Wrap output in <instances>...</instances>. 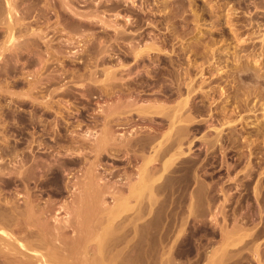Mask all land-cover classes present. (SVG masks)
Returning a JSON list of instances; mask_svg holds the SVG:
<instances>
[{
	"label": "rangeland",
	"instance_id": "374dc122",
	"mask_svg": "<svg viewBox=\"0 0 264 264\" xmlns=\"http://www.w3.org/2000/svg\"><path fill=\"white\" fill-rule=\"evenodd\" d=\"M15 0H13V2H14ZM38 0H16L13 4L16 6V4L19 6H16L15 8L17 9H15L16 11H12V20H14V27H13V29H12V36H13V39L14 38H17V39H15L16 41H14V44L12 45V43H13V40H12V43L11 42H9V44H11L10 45V47H9V44L8 43H5V42H7V41H3L4 39H6L7 40V38H8V35H9V33H10V30H5V26H6V23H3V22H9V21H6V19H8L7 17H6V19H4L5 17L4 16H6V14H7V7H5V5L3 6L5 9L3 10V7H2V5H3V2H4V0H0V3H2L0 6V8H1V12H0V16L2 15V13L3 14H5L4 12H6V14L3 16H1L2 18H0V21L2 22V20H3V22H2V24L0 23V43H1V45L0 46H2V47H0V93H1V95L2 96H4V97H1L0 96V101L2 102H0V144L2 145L5 141H7L6 139H8V138H10V140H9V143H11V144H13V143H15L14 141L16 140L17 142L18 141H22V140H26L27 142H28V140H29V138H32L33 136L32 135H35V134H37L38 136H39V134H40V132H41V130H43L42 128H44V126H45V128L46 129H49V128H51V130L53 131V130H55L54 132L55 133H52V131L50 130V135L51 136H53L56 140H57V142L55 141V139L53 138V137H51V136H46V135H43V138H45V141L47 142V143H51V142H53L54 144H57V145H54L53 143H51L52 145H54V147H53V150L56 152V155L55 156H53V159L54 158H57V159H60L61 157H63V156H67L66 158H62L61 160L62 161H64V162H62L61 160L59 161V160H57L56 159V164H57V166L59 167V168H61V170H62V172L65 174V176L67 177V178H69L70 177V175H72L71 177L72 178H70V179H76V178H74V176L76 175V176H78V175H80L81 173H82V171L83 170H80V169H83V162L81 163V161L80 162H74V163H72L73 161H72V159L71 158H68L70 155H72L73 154V152H74V149H76L77 147V144H78V148L75 150V152L77 151V150H80V148H81V150L83 151L82 153L80 152V154H79V152L77 153H74V155L75 154H77L76 155V157L74 156V155H72V156H70V157H75V158H77V157H79V156H82L84 153H87V151H88V155H87V157H88V159H90L91 157V159L93 160L94 159V153H93V151H92V153H91V151H90V146L91 145H93V144H95V142L93 141H91L92 139V137H94L93 135H92V133H94L95 131V133L94 134H96L97 132H98V123L96 124V122H97V120L98 119H100L99 118V116H101L102 118H103V112H101L100 110H102L103 109V107H106L105 105L107 104H109V103H111V100H113V98L115 99L116 98V96L115 97H113L114 95H115V93H114V95H113V91L114 92H116V95H119V94H122V95H124V92H125V94H127V93H130L131 91L133 92H131L130 94H127L128 96H126V95H124L125 97H127V98H129V96H130V98H133L135 95L134 94H136L135 93V90L137 89V87H138V89L136 90L137 91V93L140 91V93H142L141 95H139V93H138V99H139V102H145V101H147V99L148 100H150V98H151V100L152 99H154L155 97L153 96V95H155V96H161V97H156V98H159V99H162V100H164V95H162V93H159L158 94V92H160V90H159V88L158 89H154L155 87L157 88V87H160V89H161V85H159V84H157V83H161L160 81H158L156 84L157 85H159V86H157L156 84H155V81H153V78L155 79V75H153L154 73H155V70H156V68H157V70L158 69H160L161 68V66L159 65L160 63H161V65H163L162 67L163 68H165V69H168L169 68V66L167 65V61L169 62V61H173L174 63V66H175V68L176 67H178L179 68V70L181 71L182 70V72H184L185 71V68H191L192 69V71H196V74H195V76L196 77H194L195 78V80H197V82H199L198 80L201 78V77H209V78H214V77H217V76H219V77H221L218 81H221V87H222V85L224 86V82H226L227 81V86L230 84V82H231V85L233 84L232 83V81H230L231 80V77H230V73L232 72V70L234 69L235 70V67L237 68V66H235V65H237V63L238 62H242V64H246V65H255L254 67H256V68H258L259 70H258V73L260 74V76H261V78H262V81L264 82V55H262V54H264V42H263V40H264V1L263 0H175V5H174V3H173V0H136V1H144V2H141V6H139L140 5V2H138V4H137V2L136 1H132V0H129L130 1V3L128 2V0H126V1H124V0H114V1H112V0H105L106 2V4L107 3H109L110 4V1H112L111 2V4H113L114 5V7L112 6V5H109V4H107V6H109V7H106V4H105V6H104V0H102V3H101V1L99 0H97L98 1V3L100 2V4H98L97 3V1L96 2H94L93 0L91 1V0H86V1H81V0H78V1H81L80 2V7L78 6V1L77 0H74L73 1V3H72V7L74 8V6L75 7H77L75 10L73 9V11H72V9L70 8L69 10L67 9V8H69V7H66V9H67V12H66V10L65 9H63V11H62V13H61V15L63 14L65 17L63 18L61 15H59V13H60V11L62 10V7L59 5V3H60V1L59 0H55V2H54V0H50V1H48V0H45V1H47V2H45V1H41V0H39V1H41V2H37ZM58 1H59V3H58ZM92 2L91 3V6H90V2ZM116 1V2H115ZM146 1V2H145ZM178 1H179V3L181 2V5L178 3ZM255 1V2H254ZM16 2H18V3H16ZM23 2V3H22ZM74 2H76L77 3V5H74ZM83 2V3H82ZM89 2V3H88ZM94 2V3H93ZM122 2V3H121ZM126 2H128V3H125ZM166 2H168L167 4H166ZM173 4H172V3ZM182 2H184V3H182ZM32 3V4H31ZM43 3V4H42ZM45 3H47V4H50V3H54V4H56L55 6H54V4H53V6H54V8H53V6H52V4H50V6L49 7H47L48 5L47 4H45ZM75 3V4H76ZM86 3H88L87 4V6H90V8L91 9H89V8H87L86 6H84V5H82V4H85L86 5ZM95 3H97V5H95ZM119 5H118V4ZM121 3V4H120ZM132 3L133 4H135L136 6H134V8H136L137 10H134V9H132V7H133V5H132ZM142 3H143V5H142ZM165 3V4H164ZM176 3H178V4H176ZM191 3H193V4H191ZM260 3V4H259ZM41 4V5H40ZM93 4V5H92ZM102 4V5H101ZM116 4V5H115ZM125 4V5H124ZM130 4V5H129ZM184 4V5H183ZM191 4V5H190ZM14 5H13V7H14ZM45 5H47V6H45ZM98 5H100L101 6V11L100 12H98L100 9L98 8V7H100V6H98ZM122 5V6H121ZM145 5V6H144ZM168 5V6H167ZM172 5V6H171ZM183 5V6H182ZM190 5V6H189ZM41 6V7H40ZM43 6H45L46 8H45V10L47 9V8H49V10L47 9L46 10V12H44L45 10H44V7ZM56 6L58 7V6H60V7H58L59 8V11H58V9L56 8ZM96 6H97V8H96ZM118 6H120L121 7V9H120V7L118 8ZM125 6V7H124ZM130 6H132V7H130ZM144 6V7H143ZM174 6V7H173ZM175 6H176V8H177V10H176V8H175ZM181 6V7H180ZM86 7V8H85ZM93 7H94V9H93ZM107 8V11L106 12H103V11H105L106 10V8ZM130 7V8H129ZM174 9H173V8ZM41 8H43V9H41ZM78 8H80L81 10L83 9L84 11L87 9L88 11L89 10H91L90 12H88V14H87V10L84 12L83 11V13L81 12V10H78L77 11V9ZM105 8V9H104ZM113 10H112V9ZM116 9V11H115V9ZM124 8H125V10H124ZM126 8H128V10L129 9H131L130 11H127V9ZM165 8V9H164ZM172 8V9H171ZM50 9H52V10H50ZM55 9H57V11L55 10ZM97 9H99V10H97ZM104 9V10H103ZM109 9V10H108ZM118 9H120V11L118 10ZM141 9H142V12H141ZM172 10V12L171 11H169V10ZM3 10V11H2ZM6 10V11H5ZM42 10V11H41ZM44 10V11H43ZM92 10H94L95 11V13H97V14H99V16L101 17L102 16V19H103V21H101V20H99L100 19V17L99 16H97L96 14L95 15H93V14H90V13H94V11L92 12ZM103 10V11H102ZM118 10V11H117ZM64 11H65V13H64ZM70 11V12H69ZM74 11L75 12H77L76 14L74 13ZM81 12L82 14H78V12ZM108 11H110L109 13H108ZM134 13H133V12ZM135 11H137V12H135ZM42 12H44V14H46L47 16H44V14H41ZM49 12H51V14L53 15V13H54V15L52 16V15H50V13ZM71 12H73L72 14L73 15H75V16H78V17H75V16H72V14H71ZM79 12V13H80ZM115 12V13H114ZM117 12V13H116ZM120 12V13H119ZM121 12H124V13H121ZM129 12V13H128ZM132 12V13H131ZM138 12H140V13H138ZM23 13H25V14H23ZM55 13H56V15H58V16H55ZM58 13V14H57ZM67 13V14H66ZM70 13V14H69ZM100 13L102 14V15H100ZM119 13V14H118ZM128 15H127V14ZM16 14H17V19L15 18V16H16ZM27 14V16H25ZM40 14V15H39ZM48 14H49V17H48ZM84 14H87L88 16H86L85 18H86V21L88 20V18H91L92 16V20H95V18L96 17H99V19L98 18H96V23H98V24H95V21L92 23L91 21H89V20H91V19H89L88 21H87V23L89 22V24L91 23L92 24V26H90L89 24V26L90 27H87V23H84L85 24V26L87 27V28H85V30H83L82 29V27H84V25L82 26V27H78V25H77V22L79 21V20H81L82 19V21L83 22H85V18L83 17V15ZM123 14V15H122ZM126 16H129V17H126ZM133 14V15H132ZM141 14H142V16H141ZM20 15L22 16L21 18H20ZM38 15H39V17H38ZM43 15V16H42ZM69 15H70V17H69ZM91 15V17H89ZM120 15V16H119ZM123 17H122V16ZM137 15H140V16H137ZM25 16V18H24V20H22V18ZM37 16V17H36ZM79 16H81V17H83V18H80ZM96 16V17H95ZM105 17V19L107 18V17H109V18H107L108 19V22H107V24L108 23H111V21H114V20H117L119 23H118V25L120 24V25H122V22H123V25H124V23L126 24L127 23V21H132V23L134 24H132V23H130V22H128V24L130 23V25H128V24H126L125 26H120L119 28H121V30L118 28V26H117V23L114 25V23L115 22H117V21H115V22H113V23H111V26L112 27H109L110 26V24H109V26L108 25H106L105 26V24H103L102 25V27H99V24L101 25L104 21H105V19H104V17ZM133 16V17H132ZM136 16V17H135ZM217 16H218V18H217ZM35 17H36V19H35ZM41 17V18H40ZM42 17H43V24L45 23V22H47V24L45 25L44 24V26H43V24L42 25H39V24H37V23H42L41 22V20H42ZM45 17H47L48 18V20L46 21V20H44V19H46ZM54 18V20H53V18ZM59 17V18H58ZM62 17V18H61ZM72 17V18H71ZM88 17V18H87ZM121 17H122V19H121ZM139 17H141V19L143 20H140L139 19ZM144 17H147V19L146 18H144ZM37 18H39V19H37ZM55 18H57V19H60L59 20V22H60V26H61V29H60V26H59V22H56V20H55ZM66 18V20L63 22V20ZM69 18H70V22H69ZM73 18H74V20H73ZM94 18V19H93ZM125 18V19H124ZM129 18L130 19H134L135 21L134 22H136V23H134L133 22V20H129ZM68 19V20H67ZM77 20V22H76V20ZM98 19V20H97ZM107 19H106V21H107ZM111 19H114V20H111ZM139 19V20H138ZM217 19H219V22H218V20ZM229 19V20H228ZM20 20V21H19ZM31 20H39L38 22L37 21H33L32 23H31ZM51 20H52V22H53V26L51 25ZM75 23L74 25H75V29H73V31H74V33H76L75 35H72V34H74V33H72L71 34V32H72V29H71V27H74V25L73 24H71V22L72 21ZM127 20V21H126ZM137 20V21H136ZM228 20V21H227ZM19 22V24H18V22ZM21 21H23L24 22V24H22L21 23ZM28 21H30V23L28 22ZM45 21V22H44ZM58 21V20H57ZM67 21H68V23H67ZM97 21H100V22H97ZM106 21H105V23H106ZM110 21V22H109ZM125 21V22H124ZM148 21H151V24H150V22H148ZM153 21V22H152ZM25 22L27 23V25L25 24ZM56 22V23H55ZM137 22H139V25L137 26ZM143 22V23H142ZM16 23V24H15ZM35 23V24H34ZM50 23V24H49ZM58 23V24H57ZM4 24V25H3ZM20 24H22V25H20ZM28 24H29V28L27 29V31L29 32V30L32 32L33 30V28H35V29H37V30H39V29H42V30H39V31H41L40 33L42 34V35H44L45 34V30H46V35H44L43 37H45V38H40V36H42V35H40V33H39V31L37 32V36L36 35H33V32L31 33L30 32V34L32 35V36H35V37H32L31 38V35H29V34H25V33H28L25 29L28 27ZM31 24H32V26L34 25V27L32 28L31 27ZM55 24H56V27H57V29L55 28ZM64 24V25H63ZM66 24V25H65ZM95 24V25H94ZM113 24V25H112ZM133 26H132V25ZM136 24V25H135ZM141 24V25H140ZM143 24V25H142ZM146 24V25H145ZM148 24V25H147ZM1 25H3L2 27H4V28H2L1 27ZM16 25V26H15ZM37 25H38V27H37ZM48 25V26H47ZM69 25H71L70 27H69ZM94 25V26H93ZM25 26H26V28H25ZM43 26V27H42ZM51 27V28H55L56 29V31L58 30H60V31H62L63 32V30H64V32H66V34L65 35H61V33L62 32H58L57 31V33L55 32V29H49L48 27ZM58 26H59V29H58ZM65 26H67L66 28L68 29V27L70 28L69 29V31L70 32H68L67 31V29L65 28ZM116 27V28H118L117 30H115V28L114 27ZM129 26H131V27H134L133 29L134 30H132V28L130 27L129 28ZM140 26H142L141 28H142V30L143 29H145V30H143V32H142V30H141V28H140ZM144 26V27H143ZM147 26V27H146ZM7 27V26H6ZM40 27V28H39ZM63 27V28H62ZM76 27H78L79 28V31H81L82 33H80L79 31H78V28H76ZM96 27V29H95V31L93 30V32H92V30L90 31V32H92V33H88V31L90 30V29H94V28ZM106 27V28H105ZM124 27V28H123ZM129 28V30L131 31V33L128 31V28ZM137 27H139V28H137ZM16 28V29H15ZM25 28V29H24ZM32 28V29H31ZM46 28V29H45ZM65 28V29H64ZM90 28V29H89ZM99 28V29H98ZM105 28V29H104ZM111 28H114V29H111ZM126 28V29H125ZM136 28H137V30H136ZM34 29V31H36ZM45 29V30H44ZM88 31H87V30ZM100 29H101V32H102V34H101V32L99 33L98 31H100ZM106 29H109V30H106ZM111 29V30H110ZM126 31H125V30ZM139 29V30H138ZM16 30V31H15ZM48 30H49V32H48ZM96 30H98V31H96ZM103 30V31H102ZM123 30H124V33H127V34H129L128 36H127V34L125 35L124 33H123ZM135 30L138 32V31H140V32H138L137 34H135V36L133 35L134 34V32H135ZM43 31V32H42ZM53 31V32H52ZM86 33H85V32ZM106 31H108V32H106ZM115 31V32H114ZM116 31H118L117 33H119L118 35H116L117 33H116ZM147 31H152V33H150L151 34V36H153V34L155 35V37H157L158 36V38L160 39V41L161 42H159V40H157L154 36V39H155V45H157V47H158V44L162 47V48H164V50H162V48L160 47H158L159 48V50L160 51H158V50H153V52H152V50L149 52L150 53V55L149 54H146L145 56V59L144 60H146V61H144V60H142V61H140V63L138 64L137 63V61L134 59V57H131L132 55H130L128 52L130 51L129 49H131L130 47H133V46H130V45H132L133 43H130V41H132V40H134V41H132V42H136V41H138L137 43H135V44H133V45H135V47H137V46H139V47H143V46H145L146 44H149L150 43V40L152 41V39H153V37H151V39L149 38V36H150V34L147 32ZM7 32V33H6ZM55 32V33H54ZM77 32H79L80 33V35H79V33H77ZM94 32H96L97 33V35L96 34H94ZM109 32H111V33H109ZM113 32V33H112ZM122 32V33H121ZM142 32V33H141ZM144 32L146 33V34H144ZM250 32H251V34H250ZM254 32V33H253ZM36 33V32H35ZM34 33V34H35ZM44 33V34H43ZM60 33V34H59ZM108 33V34H107ZM136 33V32H135ZM139 33H141V35H142V37L140 36V34ZM147 33L149 34L148 36H146L147 35ZM197 33V34H196ZM237 33V34H236ZM248 33H249V35H248ZM62 34H64V33H62ZM68 34V35H67ZM69 34H70V37H69ZM86 34V35H85ZM93 34H94V36H93ZM114 36L113 38H112V36ZM115 34V35H114ZM120 34H122L123 35V38L121 39V35ZM131 34L133 35L132 37L133 38H131ZM144 34V35H143ZM160 34V35H159ZM261 34H263V35H261ZM25 35L27 36H30L29 38H30V40H28V39H26L25 38ZM40 35V36H39ZM67 35V36H66ZM72 35V36H71ZM77 35V36H76ZM84 35V36H83ZM87 35H89V36H87ZM91 35L94 37V38H91ZM107 35H110L111 37L109 38ZM137 35V36H136ZM139 35V36H138ZM161 35H165L166 37V40H167V42H168V45L166 44V40H165V38L162 36V39L163 40H161ZM64 36H66V38L68 39V40H70L71 42H72V39L74 38V37H76L75 39H76V41H75V39H73L74 41V43L72 42H70V41H68L67 40V42H70L69 43V45H67L68 43H66L65 44V40H66V38H63ZM81 38H80V37ZM89 38H87V37ZM101 36V37H100ZM102 36H103V38L106 36L107 37V39L109 40V44H108V41H106L105 40V42H104V40H103V38H102ZM117 36V37H116ZM119 36V37H118ZM121 36V37H120ZM125 36H127L126 38H125ZM130 36V37H129ZM160 36V37H159ZM169 36V37H168ZM263 36V37H262ZM77 37H79V38H77ZM84 37H86V38H84ZM98 37H100V40L101 41H103L104 43H101V41L99 40V38ZM134 37H138V39L136 40V38L134 39ZM141 39H140V38ZM146 37V39H145V43H143V40H144V38ZM147 37H148V39H147ZM249 37V38H248ZM82 38H84V41H83V39ZM95 38H97L96 40H93V39H95ZM111 38H112V40H111ZM118 38V39H117ZM119 38L121 39L120 41H122V42H120L119 41ZM129 38V39H128ZM246 38H247V40H246ZM252 38V39H251ZM48 39V40H47ZM49 39H50V41H49ZM60 39V40H59ZM80 39V41H78ZM81 39H82V41H81ZM86 39V40H85ZM90 39H92V40H90ZM104 39H106V38H104ZM115 39H117L118 41H119V44H118V41L117 40H115ZM129 40V42H128V40ZM150 39V40H149ZM171 39V40H170ZM209 39H211L210 41H209ZM243 41H242V40ZM245 39V40H244ZM22 40H24V41H22ZM26 40H28L29 42H31V43H29L28 41L25 43V41ZM34 40V41H33ZM35 40L39 43V45H38V43H35ZM44 40L46 41L47 40V42L44 44ZM63 40V41H62ZM99 41V44L100 45H98V41ZM115 40V41H114ZM123 40H127V41H123ZM140 40V41H139ZM147 40V41H146ZM149 40V41H148ZM158 42H157V41ZM170 40V41H169ZM210 42V44H209V42ZM3 41V42H2ZM62 41V42H61ZM88 41V42H87ZM162 41H164V43H162ZM206 41H207V47H206V49L205 50H208V52L206 53V55L207 56H202L201 54L199 55V54H197L196 52L197 51H199V50H201V49H203L204 50V48H205V43H206ZM241 41V42H240ZM21 42H23V43H25L26 45H23ZM34 42V43H33ZM48 42H51L52 43V46H51V44L50 43H48ZM60 42V45L58 44ZM63 42H64V44L69 48V51H67L68 49H67V47H65V45L63 44ZM77 42V43H76ZM79 42V43H78ZM91 42V44H90V46L88 45L89 43ZM97 42V43H96ZM114 42V43H113ZM143 44H142V43ZM212 42V43H211ZM2 43H4V44H2ZM40 43H41V46H40ZM44 45H43V44ZM96 43V44H95ZM111 43H113V45H110ZM6 44V45H5ZM8 44V45H7ZM19 44H21V45H23L24 47H25V49H24V47H22V46H20ZM27 44H28V46H27ZM32 46H31V45ZM50 44V45H49ZM53 44H55V46L53 45ZM57 44H58V46L61 48H59L58 46H57ZM64 45V46H62V45ZM96 45L97 46V49H100V50H97L95 47L96 46H94V45ZM101 44H102V46H103V44H104V46H106V47H104V50H103V48H102V46H101ZM125 44L127 45L126 46V49H125ZM129 44V45H128ZM136 44H137V46H136ZM138 44H140V45H138ZM162 44V45H161ZM164 44V45H163ZM16 45H19L21 48H19L18 47V49H16L17 47H16ZM45 45H49L50 47H52L51 49H50V47L48 48V49H44V48H46V47H44ZM92 45H93V47H92ZM108 45V46H107ZM109 45L111 46V47H109ZM116 45V46H115ZM142 45V46H141ZM167 45V46H166ZM204 45V46H203ZM7 48V49H4L3 51V53H2V49L3 48H5V47ZM8 46V47H7ZM12 46V47H11ZM27 46V47H26ZM29 46H31L30 48L31 49H33V50H29L30 51V53H28V47ZM71 48H70V47ZM100 48H99V47ZM118 46L120 47L119 49H118ZM41 47H42V49H41ZM62 47H64V50H63V54H61L62 52ZM92 48V53L90 52L91 51V48ZM114 47L117 49H114ZM27 48V49H26ZM55 48H56V50H55ZM58 48V49H57ZM90 49V51H89V49ZM95 50H94V49ZM106 48V49H105ZM107 48H108V50H107ZM112 48V49H111ZM125 49V50H123V49ZM201 48V49H200ZM15 49L16 50H18V51H20L21 53H17V51H16V53H14V52H12V51H15ZM20 49H22V51L20 50ZM43 49H44V51H43ZM66 49V50H65ZM102 49V50H101ZM112 51H111V50ZM123 50V51H121V50ZM198 49V50H197ZM256 49V50H255ZM46 50H48V52L46 51ZM50 50H52V51H50ZM57 51L58 50V52H56V54H59L58 56H60V57H63V55L65 54V56H64V58H60V57H57V55L55 56H52V57H50L51 55H53L51 52H53V51ZM74 51V52H72V51ZM107 50V51H106ZM115 50V51H114ZM126 50L128 51V52H126ZM171 52H170V51ZM173 50V51H172ZM195 50V51H194ZM60 51V52H59ZM71 51V52H70ZM95 51V52H94ZM97 51V52H96ZM101 53H100V52ZM102 51H105L104 53L106 54H104ZM126 52L124 55H125V57H124V55H123V52ZM40 52H44V54L43 53H41L40 54ZM45 52H46V56H49L48 54L49 53H51L50 54V56L49 57H47V60H45L46 59V56H45ZM65 52H68V56H66L67 54L65 53ZM94 52V53H93ZM107 52V53H106ZM112 52V53H111ZM119 52V53H118ZM156 52V53H155ZM181 53L180 54V56L178 55V53ZM38 53H39V55H40V57H39V55H38ZM69 53H73L72 54V56H69ZM97 53H98V56H96L97 55ZM122 53V54H121ZM128 53V55H130L129 57H127L128 55H126ZM157 53H159V54H157ZM92 54V55H91ZM94 54H96V55H94ZM105 56H107V57H105ZM109 54V55H108ZM111 54V55H110ZM195 54V55H194ZM197 54V55H196ZM25 55V56H24ZM71 55V54H70ZM100 55V56H99ZM148 55V56H147ZM151 55H153V56H151ZM93 56H95L96 57V63H98L97 65H99V66H97L98 68H95L96 67V63L94 64V59L93 58H91V57H93ZM104 56V60H105V62L104 61H102L103 59H102V57ZM150 56H151V59L152 60H148L149 58H150ZM173 56V57H172ZM176 56H178V58L176 57ZM239 56V57H238ZM45 57V58H44ZM57 57V58H56ZM65 57L69 60H67V59H65ZM153 57V58H152ZM170 57H172V58H170ZM204 57V58H203ZM207 58V60H206V58ZM40 58H43L42 60H44V61H46L47 62V64H44L45 66H47V67H45L43 64H41V62H43V63H45L44 61H41L40 62ZM100 58H101V60H100ZM122 58V59H121ZM129 58V59H128ZM130 58H131V60H130ZM160 58V59H159ZM164 60H163V59ZM59 59V60H58ZM63 59V60H62ZM121 59V60H120ZM155 59V60H154ZM159 59V60H158ZM171 59V60H170ZM182 59V60H181ZM240 59V60H239ZM29 60V61H28ZM38 60H39V62H38ZM65 60H67V61H65ZM117 60H119V61H117ZM122 60H125L124 62H126V63H122ZM128 60V61H127ZM135 60V61H134ZM178 61V64L176 63L177 61ZM239 60V61H238ZM257 60V61H256ZM31 61V62H30ZM65 61V62H64ZM89 61H91V62H89ZM92 61H94L93 63H92ZM98 61V62H97ZM107 61H109L108 63H107ZM130 61V62H129ZM132 61H133V63H132ZM147 61H148V63L149 62H151V65L152 66H150V63H149V65H147ZM162 61V62H161ZM165 63H164V62ZM65 63V64H62V63ZM72 64H71V63ZM84 62H86V63H84ZM88 62V63H87ZM122 63V64H126V65H128L127 63H131L130 64V66H131V68H134L135 70V74H131V73H133V72H131L133 69H130V67H129V69H128V67L126 68V67H124V68H126L125 69V71H123L124 70V68L122 67L121 69L120 68H118V67H120V65L118 64V63ZM143 62V63H142ZM154 62V64H152ZM181 63V65H180V63ZM245 62V63H244ZM27 63H31L30 65L29 64H27ZM40 65H39V64ZM89 63H92V65L90 64V65H88ZM116 63V64H115ZM141 63H142V65L144 64V63H146V64H144L143 66L141 65ZM159 63V64H158ZM252 63V64H251ZM13 64H15L16 66L14 67V65ZM87 64V65H86ZM95 66H94V65ZM103 64H104V66L107 68V67H109V65H110V69L109 70H111L112 69V67H114V69H115V66L117 67V65H119L117 68V70L116 71H114V74L115 75H113L112 74V77L113 78H111V79H114V80H112L113 82H111L110 80V82L112 83L111 85L113 86V88H112V86H111V89H110V86L107 88V86L108 85H110V84H108V83H105L106 82V79H105V77L107 78L108 76H105L106 75V70H104L101 66H103ZM136 64H138V66L136 65ZM170 64V63H169ZM173 64H172V67H174L173 66ZM200 64V65H199ZM203 64H204V67H203V71H202V73H201V69H198V68H200V66L202 65L203 66ZM258 64V65H257ZM11 65H13V67L11 66ZM39 67H38V66ZM41 65L42 66H44V69H42L41 68ZM62 67H64L63 69H64V72H61V69L62 68H60V66ZM68 65V66H67ZM74 65H75V67H74ZM83 65H84V67L86 68V69H88V68H90V69H88V70H90V72L91 73H93L92 75H93V79H89V77L91 76V74H90V72L88 71V70H85V68H83ZM101 65V66H100ZM111 65H114V66H112L111 67ZM142 66V68H146L147 66H148V70L147 69H142L141 68V66ZM156 65H158V67L156 66ZM25 66V67H24ZM28 66V67H27ZM36 66V67H35ZM73 68L74 67V69H77L76 71H74V69H69V68H71V67ZM79 66V67H78ZM88 66V67H87ZM89 66H93L94 68H92L93 70H91V67H89ZM160 66V67H159ZM167 66V67H166ZM189 66V67H188ZM197 66H199V67H197ZM202 66H201V68H202ZM7 67H8V69H7ZM67 67H69V68H67ZM101 67V68H100ZM136 67V68H135ZM141 69V71H140V69ZM149 67H151V69H152V67L154 68V72H153V70H151ZM234 67V68H233ZM9 68H12V69H9ZM14 68H16L14 71H13V69ZM38 68V71H36V69ZM40 68V69H39ZM49 70H48V69ZM60 69V72L63 74V77H62V74L59 72V69ZM65 68H66V70H65ZM78 68H80V69H78ZM9 70V72L7 71V70ZM58 69V70H57ZM95 69V70H94ZM102 69V70H101ZM120 69V71L119 72H121V73H118L117 71ZM131 70V71H128V70ZM150 69V70H149ZM198 69V70H197ZM11 70H12V72H11ZM39 70H42V71H39ZM47 70V71H46ZM67 70H68V72H67ZM71 70H73V71H71ZM84 70V71H83ZM101 71V73L99 72V71ZM147 70V71H146ZM157 70H156V72H157ZM217 70H218V72H217ZM233 70V71H234ZM38 72L39 74H37L36 72ZM63 71V70H62ZM65 71L67 72V73H69L70 71V74H69V76H68V74L67 73H65ZM86 71H88V74H87V72ZM102 71H104L105 72V75H104V73H103V75H102ZM127 71V72H126ZM137 71H139V72H137ZM147 72V73H149L148 71H151L150 73H151V75L153 76V78L151 79L150 78V75H148L146 72V74L149 76H147L146 74H144L145 75V77L143 76V72ZM251 73H252V71L251 70H249ZM36 74H35V73ZM58 72V73H57ZM73 72H76L75 74H73ZM80 73L79 74V76H78V73ZM82 72V73H81ZM94 72H97V75L94 73ZM99 72V73H98ZM115 72H117V73H115ZM122 72H126V73H122ZM130 72V73H129ZM167 72V71H166ZM165 72V73H166ZM40 73H42V74H40ZM50 73H51V75H50ZM84 73H86V74H84ZM128 73V74H127ZM138 73H142L141 75H139ZM149 73V74H150ZM199 73V74H198ZM250 73V74H251ZM47 74V75H46ZM74 76H73V75ZM116 74L118 75L117 76V78L118 79H116L115 77H116ZM120 74V75H119ZM121 74H123L122 76H121ZM137 74H138V76H137ZM194 74V73H193ZM229 74V76L227 77V79H225V77H226V75H228ZM35 75V76H34ZM39 76V80H37V83L36 82H34V81H36V79H38V76ZM41 75V76H40ZM49 75V76H48ZM57 75V76H56ZM61 75V76H60ZM64 75L66 76V77H68V78H65L64 80L62 79V78H64ZM71 75V76H70ZM87 75H88V77H87ZM90 75V76H89ZM124 75H126V77L124 76ZM135 75V76H134ZM200 75V76H199ZM205 75V76H204ZM214 75V76H213ZM37 76V77H36ZM45 76H46V78H45ZM58 76H60V79H56V78H58ZM95 76H96V79H98V80H100V78H101V80L100 81H102L103 79H105L104 81H103V83L102 82H100V81H96L94 78H95ZM105 76V77H104ZM120 76L122 77V78H120ZM137 76V77H136ZM141 76H143L142 78H138V77H141ZM147 76V77H146ZM165 76L168 78L169 76H167L166 74H165ZM192 76H194V75H192ZM40 77H41V79H42V81H41V79H40ZM50 77H52V78H54V79H49ZM62 77V78H61ZM111 77V76H110ZM133 77V79H131ZM33 78V79H32ZM143 78L144 79H146L147 78V80H143ZM148 78H150L149 80L150 81H148ZM170 78V77H169ZM13 79V80H12ZM47 79H49V80H53V81H50L53 85H50V86H48L49 85V80L47 81ZM55 79L57 80V81H55ZM62 79V80H61ZM108 79H110V78H108ZM107 79V80H108ZM121 79V80H120ZM125 81H124V80ZM130 80V81H128V80ZM139 79L141 80L140 81V83H136L135 84V82L138 80L139 81ZM225 79V80H224ZM229 79V80H228ZM13 82H12V81ZM208 80L209 79H207V82H208ZM10 81V82H9ZM40 81H41V83H43V84H40ZM58 81H60L59 83H58ZM114 81H116V83H114ZM122 82L121 83V85H125L126 83H132V86L134 85V86H136L135 88H134V86L132 87V86H130V88H131V90L128 88V89H126L127 88V86H125L124 88H123V86L121 87V89H123V91L122 90H120L119 91V89H120V86H118L119 87V89L118 90H116L118 87L117 86H115V84H119L120 85V82ZM126 81H128V82H126ZM135 81V82H134ZM137 81V82H138ZM146 81H148V82H146ZM246 81L247 82H249L248 81V79H246ZM4 82H6V83H12L11 85H9V86H6L7 84L6 83H4ZM15 82V83H14ZM47 82H48V85H47ZM53 82H56L57 84H54ZM143 82V83H142ZM144 82H145V84H144ZM150 82H152L151 84H154L153 86H150ZM14 83V84H13ZM30 85H29V84ZM32 83V84H31ZM39 83V84H38ZM50 83V84H51ZM125 83V84H124ZM142 83V85L144 84L145 86H142L141 85V88H140V84ZM147 83V84H146ZM251 82H249L248 84L249 85H251V86H253V84L251 83ZM4 84V85H3ZM60 84V85H59ZM62 84H63V87H67L69 90V92H66L67 91V88L65 89V88H63L62 87ZM102 84H104L103 85V88H101V87H99V85H102ZM108 84V85H107ZM262 84V86L264 85L263 83H261ZM28 85V86H27ZM43 85H44V87H43ZM47 85V87H45ZM150 87H149V86ZM226 85V84H225ZM6 86V88L9 90V92H7L8 90L7 89H3L4 87ZM12 86V87H11ZM30 86V87H29ZM38 86V87H37ZM40 86H42L41 88H40ZM55 86V87H54ZM57 86H58V88H60L61 87V90L63 91V90H65V91H61L63 94H61V92H59L58 91V88H57ZM104 86H106V88L108 89H105V87ZM117 87V88H115V87ZM227 86H226V88H227ZM3 87V88H2ZM9 87V88H8ZM50 88V90L51 89H53V90H55V92L53 93V91L51 90L50 92H48L49 94L50 93H52L53 95H49L50 96V98L48 99L47 97H49L47 94L48 93H45V95L43 96V95H41V94H37V93H40L39 91H42V92H46V90H48L49 91V89H47V88ZM54 87V88H53ZM145 87V88H144ZM148 87V88H147ZM153 87V88H152ZM264 87V86H263ZM28 88H30L29 90L30 91H27L28 90ZM37 88H39L38 90H37ZM45 88H46V90H45ZM57 90H56V89ZM63 88V89H62ZM140 88V89H139ZM205 88V87H204ZM224 88V90L226 91V93L228 94V92H229V90L227 89H225V86L223 87ZM2 89H3V91H2ZM41 89V90H40ZM89 89V90H88ZM102 89H103V91H102ZM110 89V90H109ZM132 89H134V90H132ZM146 89H147V91L148 92H146ZM154 89V90H153ZM248 89V88H247ZM112 90V91H111ZM116 90V91H115ZM129 91V92H127V91ZM139 90V91H138ZM145 90V91H144ZM152 91L153 93H155V94H153L152 92V95H151V93H150V91ZM157 90H159L158 92H157ZM6 91V92H5ZM13 91H14V93H13ZM24 91V93H28L29 92V96H25L22 92ZM98 91H100L99 93H98ZM107 93H106V92ZM111 91V92H110ZM119 91V92H118ZM144 91V92H143ZM155 91V92H154ZM163 90H161V92H162ZM12 92V93H11ZM18 92V93H17ZM21 92V93H20ZM41 92V93H42ZM57 92L59 93V94H57ZM67 93V94H64V93ZM102 92L104 93L103 95H102ZM127 92V93H126ZM10 93V94H9ZM15 93H16V95H15ZM20 93V94H19ZM70 93V94H69ZM101 93V94H100ZM112 93V95H110ZM119 93V94H118ZM148 93H150V94H148ZM254 91L253 92H251L250 93V95H248V97H250V98H248L249 99V101L251 102H249V105L247 106V108H246V110H244V111H239V112H231V110H232V108H234L235 106V102L233 103L231 100L233 99L230 95H229V97H225L226 96V94L224 93L223 95H221V96H216L217 98H216V100L217 101H224V100H226V101H224V102H226L227 104L225 105V113H228V115L230 114V113H232V118L231 119H233V121L234 122H232V120H231V122H229L228 124H226L227 122H224V123H222L223 122V120H225L224 118L222 119V114H224V112L221 114V112L218 110V109H214V104H213V106L211 105V109L213 108V115L212 116H217V119L219 120V118H221L219 121L215 118V117H211L208 113H210V111L209 112H207L206 113V109L205 108H207V107H205L204 109L205 110H203V112L202 111H200V112H195V118H203L202 116H203V114L205 113L206 115L208 114V116L209 117H211V119L208 117V116H206L205 114H204V117L206 118L207 117V119H208V121L210 120L212 123H209L208 121L205 123V128L204 127H202V130L200 129V130H198V129H194L195 130V132H194V130H193V132L191 131V134H192V136H191V138L193 139H190L192 142H190L189 144H186V143H184L183 145H182V147H183V152H185V153H182V154H180L179 156H178V158L173 162V164L170 166V168L171 169H168V170H170L169 172H168V170H167V172L165 171L164 173H162V174H160L159 172H161V171H156L155 173H151V174H156L157 172H158V175L161 177L160 179L161 180H159V177L158 178H156V179H158L157 181L156 180H152V178H154L155 176L157 177L158 175L156 174L154 177L153 176H151V178L149 177L150 175H148V177L151 179L150 181H149V178L148 177H146L147 179H145V180H148V183H151L152 184V182L151 181H156L157 182V189H155L156 188V182H155V188H154V190H156L155 192H153L152 190H153V187H154V182H153V184L152 185H150L149 187H150V189H151V191H150V189L148 188V187H146L144 190L145 191H147V194L144 192V190H143V192L146 194V196H145V194H143V192H142V194L144 195H140V196H138V197H143V199H142V197L141 198H135V196H133V198H132V196L131 195H133V194H129L128 192H130V190L129 189H127V188H130V185H128V184H130L131 183V185H133L134 184V182L133 181H135V183L137 182V180H138V176H139V171L137 170V166L141 163V158L140 157H137L138 155H136V151H134L135 150V148L133 149L132 148V152L130 151V153H132L133 155H131L128 151H127V153H129V155L126 153V156H125V154H123L124 152H126V149L127 150H131V148H128V146H125V147H127V148H125V147H116L117 145H114V144H110V145H107L106 147H111V148H109L111 151H109V149L108 148H106V150H108V152H110V155H111V153L112 154H116V155H119V157L118 156H114V155H112V156H110V155H108V152L107 151H105V149L103 150V152H101V153H103V154H101L100 155V158L101 159H99L98 160V166L96 167V170L99 172V175H100V172H101V174L103 175V176H105V177H103L102 175V177H101V179H104V181H106L107 180V182H109L110 181V183L111 182H114V180H115V182H114V185H116V186H114V193H115V195H114V193H112L113 192V188H111V187H113L111 184H109V185H111V190H112V192H107V193H104V197H105V206L104 207H106V208H110L111 207V209H112V206H113V204H115L114 206H113V208H115V206H117L118 205V207L120 208V204L122 203H120L119 201H121V198H122V201L125 199L126 200V198H125V195H126V197H127V195H130V201H129V207H127V210L126 209H124V210H122V212L123 213H121V215H122V217L123 216H125L126 217V219L124 220V223L125 224H123V225H127L126 226V228L125 229H128V232H127V234H129V235H127L126 234V239H130V237H132V238H135V239H133L131 242H133V241H135L134 242V245H133V243L131 244V252L133 253V255L134 254H136V258L132 255V253L130 252V249L128 250V256H131V257H133V258H131V260L129 259V258H127L126 260H125V256H124V259L122 258V261H121V263L122 264H125L126 262H128V261H133V263L134 264H142L141 263V261L143 262V264H160L159 262H158V260L157 259H159L158 258V256L160 255V253H161V251H165V253H164V264H220V261L221 262H224V261H222V260H224L225 259V261L226 262H228V264L229 263H232V264H264V204L262 203V207L260 206L261 205V203H260V201H262V202H264L263 200H264V171H261V170H264V92H262V94H261V96H259V95H257V91H256V93H254ZM4 94V95H3ZM6 94V95H5ZM13 94V95H12ZM21 94H23V96H24V99H23V96L21 95ZM32 94V95H31ZM42 94H44V93H42ZM68 94H69V96H68ZM86 94V95H85ZM106 94V95H105ZM110 95V97H108L107 95ZM147 94L149 95V96H147ZM156 94H158V95H156ZM252 94V95H251ZM259 94V93H258ZM7 95H9V96H7ZM10 95L12 96V98H13V96H14V100H12V102L10 101V103H8V104H10V105H8L6 102L7 101H9L10 100ZM22 97H21V96ZM37 95H40L42 98H44L43 100H50L51 101V104H52V102L53 101H56L55 100V98L57 99V101L55 102V104H54V102H53V105L52 106H54V107H51V108H41V109H38V108H40L41 106H43L44 107V105H42V104H33L32 102H35V101H37V102H40V101H43V100H39L38 98L40 97H38ZM47 95V96H46ZM56 95V96H55ZM65 95V96H64ZM98 95H100L98 98H97V96ZM133 95V96H132ZM152 97H154V98H152ZM32 96V98L30 99V97ZM35 96H37L36 97V99H35ZM108 97V98H104V97ZM146 96V97H145ZM263 96V97H262ZM5 97H7V98H5ZM21 99V100H23V102L19 99V98ZM40 97V99H42ZM61 98V100L64 98L65 100H62V101H64V102H61L62 104H60L59 102L61 101V100H59L60 98ZM88 97H90V98H88ZM96 97V98H95ZM113 97V98H112ZM145 97V99L143 100L142 98H144ZM147 97H150V98H147ZM163 97V98H162ZM261 97V98H260ZM2 98V99H1ZM51 98H53V100L51 99ZM67 98V99H66ZM222 98V99H221ZM259 98H260V100H259ZM5 99V100H4ZM6 99H7V101H6ZM9 99V100H8ZM19 99V101L17 102V101H15V100H18ZM111 99V100H110ZM143 100V101H140V100ZM25 100V101H24ZM28 100H30L29 102H28ZM31 100H32V102H31ZM34 100V101H33ZM110 102H109V101ZM3 101H5V102H3ZM15 101V102H14ZM65 101H66V106H63V104L65 103ZM106 101V104H104L103 105V107L101 108V106H102V102H105ZM14 102V103H13ZM20 102V103H19ZM22 102V103H21ZM24 102L26 103V104H24ZM31 102V103H30ZM99 102V103H98ZM148 102V101H147ZM232 102V103H231ZM3 103H4V105H3ZM18 103V104H17ZM29 103H30V106H29ZM56 103H57V105L59 106V104H60V108L59 109H61V111H59V109L57 108V105H56ZM69 104V106H68V104ZM86 103H88L87 105H91L89 108H87V106H86ZM98 103V104H97ZM101 103V104H100ZM25 105V106H23V105ZM96 104V105H95ZM7 105V106H6ZM16 107H15V106ZM32 105H34V106H32ZM41 105V106H40ZM56 105V106H55ZM65 105V104H64ZM84 105H85V107H84ZM99 105H101V106H99ZM208 105V104H207ZM253 107H252V106ZM3 106V107H2ZM9 106V107H8ZM13 106V107H12ZM36 106V107H35ZM39 106V107H38ZM61 106H63V107H61ZM10 107H12V108H10ZM66 108V110H65V108ZM84 107V108H83ZM92 107V108H91ZM99 107V108H98ZM250 109H249V108ZM7 108V109H6ZM35 109V111L37 112H40L39 114H37L36 112H33L34 111V109ZM52 108H55V109H52ZM62 108H64V110L62 109ZM80 108V109H79ZM101 108V109H100ZM43 109V110H42ZM50 109H52V110H50ZM89 109V110H88ZM97 109V110H96ZM99 109V110H98ZM27 110V111H26ZM40 110H42L43 111V113H44V115H45V113H46V115L45 116H43V113H41V111ZM57 110H58V113H57ZM96 110V111H95ZM217 111V112H215V111ZM250 110V111H249ZM4 111V112H3ZM14 111V112H13ZM25 111V112H24ZM47 111H52V112H48L49 113V115L47 114ZM101 112L100 114L98 113V112ZM236 111H238V109L236 108ZM17 114H16V113ZM31 113V112H33V113H36V114H34L33 115V113H31V115L29 116L28 114L29 113ZM60 112H62V113H60ZM63 112H65V113H67L68 114V116H67V114H66V116H65V114L63 113ZM212 112V111H211ZM220 112V113H219ZM14 113V114H13ZM23 113L25 114V115H23ZM28 113V114H27ZM55 113H56V115H55ZM194 113V112H193ZM197 113V114H196ZM199 113H203V114H199ZM215 113H217V114H215ZM239 113V115H237ZM9 114V115H8ZM22 114V115H21ZM42 114V115H41ZM52 114V115H51ZM55 115V117L54 118H52L51 116H54ZM59 114V115H58ZM83 116H82V115ZM234 114H235V116H234ZM3 115V117H1ZM5 115V116H4ZM28 115V116H27ZM33 115V116H32ZM40 115V120L41 121H39L38 119H37V117L36 116H39ZM48 115V116H47ZM57 115H58V117H57ZM64 115V116H63ZM99 115V116H98ZM196 115H197V117H196ZM198 115H199V117H198ZM243 115V116H242ZM11 118H10V117ZM21 116H23L24 117V119H23V117L21 118ZM31 116H32V118H33V120H32V118H31ZM42 116H43V119L45 120H43L42 119ZM47 116V117H46ZM59 116H62V118L60 117L59 118ZM91 116V117H90ZM95 116V117H94ZM98 116V117H97ZM120 116V115H119ZM124 116V117H123ZM123 116H121V117H123V119L121 118V117H118V116H114L115 117V119H117L118 121H119V123H117V121L115 122V119H114V117H111V115L109 116V121L111 122V124L110 125H114L113 127H115L114 129H113V127L112 126H110L111 128H112V131H114V130H116V127H118L117 129L120 131H122L123 130V132H121V133H125L126 135H128L129 134V136H131V132H129L130 130L131 131H133V129H130V128H134L136 125L134 124V122H130V121H127L126 120V117L128 118V116H129V114L128 115H123ZM220 116V117H219ZM237 116V117H236ZM6 117V118H5ZM10 119H9V118ZM16 117H17V120H16ZM27 117H29V119L27 118ZM46 117V118H45ZM48 117H49V119H51V122H50V120L48 119ZM51 117V118H50ZM66 117V118H65ZM69 117V119H68V121L66 120L67 118ZM96 117L98 118L97 120H96ZM112 119H111V118ZM118 117V118H117ZM235 117V118H234ZM15 120H14V119ZM20 118V119H19ZM28 120H27V119ZM31 118V119H30ZM60 120H59V119ZM64 118V119H63ZM102 118H101V120H102ZM120 118V119H119ZM125 118V119H124ZM131 118V117H130ZM130 118H128L129 120H131ZM237 118V119H236ZM240 118V119H239ZM5 119V120H4ZM22 119V120H21ZM46 119H48V120H46ZM53 119H55V120H53ZM94 119V121L96 120V122H94L93 123V120ZM213 119H214V121H213ZM236 119V120H235ZM4 120V121H3ZM7 120V122L8 123H5V124H7V125H4V123L3 122H5ZM13 122H12V121ZM23 120H24V123H26V124H24L23 123ZM53 120V121H52ZM67 121V124L68 123H75V125L76 124H78V126H76V128H75V125H73V124H69L70 126H67V124H65V125H63V121ZM79 120H80V122H79ZM103 120H104V118H103ZM102 120V121H103ZM114 120V121H113ZM125 122H124V121ZM133 120V119H132ZM131 120V121H132ZM155 120H159L160 121V118L158 117V118H155ZM217 120V121H216ZM21 121H22V123L23 124H21ZM27 121V122H26ZM30 121V122H29ZM31 121H33V122H31ZM37 121H39V122H42V123H39L38 122V124H35V122L37 123ZM56 121H57V123H60V121H62L61 123V125L63 126V127H60L61 125L60 124H57L56 123ZM100 120H98V122H99ZM113 121V122H112ZM122 123H121V122ZM156 121V122H157ZM158 121V122H159ZM222 121V122H221ZM48 122L49 123H51V124H48ZM55 122V123H54ZM79 122V123H78ZM86 122H88V123H86ZM116 124H119V125H116ZM126 122H130V123H126ZM10 123H11V125H10ZM33 124V126L35 127H33L32 126V124ZM45 123L47 124V125H49L48 126V128L46 127V125H45ZM56 124V125H54V124ZM66 123V122H65ZM91 125H90V124ZM114 123V124H113ZM121 123V124H120ZM124 123H126V124H124ZM134 124V126H132L133 124ZM9 124V125H8ZM28 124V125H27ZM42 124H44V126L41 128L40 126ZM94 124V126H96L95 128H93V125ZM96 124V125H95ZM99 124H100V129H101V124H103V122H99ZM123 124V125H122ZM130 124V125H129ZM209 124V125H208ZM225 124V125H224ZM16 125V126H15ZM26 126V127H24V126ZM30 125V126H29ZM59 125V126H58ZM116 125V126H115ZM127 125H129V127L130 128H128V126ZM214 125V127H215V125H217L218 127H215L216 129H214V127H212ZM6 126V127H5ZM8 126V127H7ZM14 126V127H13ZM19 126V127H18ZM28 126V127H27ZM38 126L40 127V129L41 130H39V128H38ZM51 126H53V127H51ZM67 126V129L65 128ZM71 126H72V130H73V126H74V128H75V130L77 129V127H79L81 130H79V128L76 130L77 132H78V136L80 135V134H82L81 132H86V131H90V135L89 136H91V137H86V140H85V142L83 143L82 141L83 140H81V137H78V136H76V137H78L79 138V140L78 141H76V139H75V141H73L74 139V137H75V135H77L76 133H74L73 135L71 134V133H73V132H71L69 129L71 128ZM90 126V127H89ZM122 126L124 127V129L122 128ZM128 128V130L129 131H127V128ZM132 126V127H131ZM209 126V127H208ZM211 126V127H210ZM221 126V127H220ZM224 126V127H223ZM261 126V127H260ZM23 127V128H22ZM30 127H31V129L33 130H35L36 131V133H35V131L33 130V132H31V129H30ZM55 127V128H54ZM60 127V128H59ZM86 127H89L88 129L86 128ZM122 129H121V128ZM165 127V126H164ZM6 128H9V129H6ZM13 128H15V130H16V133H15V131H12V129ZM16 128H18V129H16ZM30 129V131H29V129ZM38 129V131H37V129ZM65 128V129H64ZM69 128V129H68ZM85 128V129H84ZM126 128V129H125ZM218 128H220L222 131H221V136H222V142H221V144H218V145H215V147H213V146H211L212 148H208V150H205V148H203L204 147V145L201 143V141L202 140H204L205 138H207L206 136H208L209 135V138H210V135H213V134H215V132H216V130L218 129ZM223 128V129H222ZM234 128V129H233ZM263 128V129H262ZM5 129H6V131H5ZM21 129H25L24 131H28V132H30L29 134H30V136L31 137H28L27 139H26V137L25 136H27L28 135V132L26 133V132H24L23 130H21ZM26 129H28V130H26ZM57 129V130H56ZM62 129H63V131H62ZM83 129H84V131H83ZM87 129V130H86ZM95 129V130H94ZM97 129V130H96ZM99 129V130H100ZM10 130L13 132H11V133H9L10 132ZM66 132H65V131ZM69 130V131H68ZM75 130H73V131H75ZM86 130V131H85ZM92 130V131H91ZM94 130V131H93ZM118 130H116L115 132H117V133H115L116 135H118V134H120V132L118 131ZM124 130H126L127 132H129V133H126V132H124ZM208 130V131H207ZM258 130V131H257ZM263 130V131H262ZM6 132V133H3V132ZM23 133H22V132ZM56 131H60L59 132V134H58V132H56ZM62 131V132H61ZM69 133H68V132ZM75 131V132H76ZM79 131H80V134H79ZM199 131V132H198ZM203 131V132H202ZM232 131V132H231ZM38 132V133H37ZM64 132H65V134H64ZM71 132V133H70ZM100 132V131H99ZM119 132V133H118ZM198 132V133H197ZM210 132H212V134H210ZM223 132V133H222ZM21 133H22V135H21ZM25 133V134H24ZM31 133H33L32 135H31ZM35 133V134H34ZM61 133V134H60ZM64 135H66V136H63V134ZM207 133H208V135H207ZM232 133H233V135L234 136H236L235 134H237L238 136H240L241 134V136H240V140L242 141L241 143H242V145H241V143L239 144V145H237V144H235L234 145V143H232V142H230L231 140H229V137L231 138V137H234L233 135H232ZM239 133V134H238ZM6 134H8V135H6ZM13 134V135H12ZM25 136H24V135ZM71 136H70V135ZM98 134V133H97ZM96 134V135H97ZM194 134V135H193ZM205 134H206V136H205ZM254 134H256V135H254ZM260 136H259V135ZM5 135V136H4ZM10 135V136H9ZM37 135H35L34 136V138L33 139H40V137H38ZM60 135H61V137H60ZM196 135V136H195ZM201 135V136H200ZM203 135V136H202ZM228 135H229V137H228ZM263 135V136H262ZM13 136V137H12ZM44 136H46V137H44ZM57 136H59V137H57ZM74 136V137H73ZM81 136V135H80ZM204 136H205V138H204ZM224 136V137H223ZM225 136H226V138H225ZM237 136V137H238ZM256 136V137H255ZM262 136V137H261ZM4 137V138H3ZM8 137V138H7ZM24 137V138H23ZM53 138L54 139V141H53V139H51V138ZM63 137H64V139H63ZM66 137V138H65ZM73 139H71V138ZM196 137V138H195ZM199 137H203V139L202 138H200L199 139ZM212 137V136H211ZM228 137V138H227ZM260 137V138H259ZM3 138V139H2ZM49 138V139H48ZM58 138V139H57ZM87 138H89V139H87ZM239 138V137H238ZM242 138H243V140H242ZM14 139V140H13ZM48 139V140H47ZM62 139V140H61ZM69 139V140H68ZM70 139L73 141H71L73 144H74V142H75V148L73 147V144L71 143V142H69L70 141ZM245 139V140H244ZM248 141H247V140ZM24 140V143H26V141ZM59 140V141H58ZM65 140V141H64ZM3 141V142H2ZM12 141H13V143H12ZM65 142V144L64 145H66V146H64V145H62V143H64ZM66 141H68V142H66ZM92 142V143H87V142ZM246 141V142H245ZM61 142V143H60ZM78 142V143H77ZM230 142V143H229ZM251 142V143H250ZM58 143H60V144H58ZM66 143H71L70 145H71V147L69 146V144H66ZM77 143V144H76ZM79 143H83L82 145L81 144H79ZM86 143V144H85ZM192 143V144H191ZM226 143H229L230 144V146H228L229 144H226ZM232 143V144H231ZM244 143H245V145H244ZM255 143V144H254ZM247 144V145H246ZM253 144V145H252ZM80 145V146H79ZM86 145H90V146H88V149H86ZM113 145V146H112ZM187 145H189L188 147H187ZM203 145V146H202ZM221 145V146H220ZM227 145V146H226ZM249 145H250V147H249ZM57 146H64V147H57ZM85 147V148H83V147ZM220 146V147H219ZM239 146V147H238ZM55 147H57V148H55ZM65 147H67V148H65ZM113 147V148H112ZM132 147V146H131ZM189 147L191 148V149H189ZM225 149H224V148ZM229 147V148H228ZM59 148V149H58ZM60 148H65V149H62V150H60ZM68 148H70V149H73V150H71L70 151V149L68 150ZM93 147L91 146V149H92ZM122 148L123 149H125V150H122ZM214 148V149H213ZM222 148H223V150H222ZM231 148V149H230ZM112 149H113V151H112ZM115 149V150H114ZM116 149H120L119 151L118 150H116ZM222 150V152H221V150ZM226 149H228V150H226ZM80 150V151H81ZM146 150H148V149H146ZM251 152H250V151ZM260 150V151H259ZM53 151V153H55ZM71 153L72 151V153L70 154L69 152ZM105 151V152H104ZM115 151H118L119 153H116ZM124 151V152H123ZM215 151V152H214ZM61 154H59V153ZM66 153V152H68V155H67V153L66 154H64L63 155V153ZM107 152V154H105ZM115 152V153H114ZM121 152V153H120ZM134 152H135V155H134ZM147 152V151H146ZM207 152V153H206ZM250 152V153H249ZM89 153L92 155L93 154V156H89ZM210 153V154H209ZM244 153V154H243ZM123 154V155H122ZM240 156H239V155ZM108 155V156H107ZM124 156L125 158L127 157L131 162L132 161H136L138 158H139V160H137L136 162H129V160H128V162L130 163V165H128V162H127V158L125 159L124 157H122V156ZM205 155V156H204ZM244 155V156H243ZM101 156H103V157H101ZM121 156V157H120ZM132 156V157H131ZM135 156V157H134ZM242 156V157H241ZM90 157V158H89ZM106 157V158H105ZM184 157V158H183ZM239 157V158H238ZM165 158H166V156H165ZM164 158V159H165ZM181 158H183V159H181ZM191 158V159H190ZM195 158V159H194ZM198 158V159H197ZM67 159V160H66ZM103 159V160H102ZM163 159V160H164ZM186 159H187V161H186ZM188 159H189V161H188ZM192 159H193V161H192ZM259 159H262V160H259ZM68 160H70V161H68ZM101 160H102V162H101ZM105 160V161H104ZM180 160V161H179ZM197 160V161H196ZM65 161H66V163H65ZM89 161V160H88ZM138 161H139V163H138ZM183 161V162H182ZM259 163H258V162ZM60 162V163H59ZM101 162V163H100ZM63 163V164H62ZM78 163L80 164V166L78 165ZM104 163V164H103ZM138 163V164H137ZM160 162H156V164L158 165ZM229 163V164H228ZM258 163V164H257ZM263 163V164H262ZM61 164H62V166H61ZM66 164V165H65ZM72 165V169H69V168H71V165ZM82 164V165H81ZM86 164H87V162H86ZM102 164V165H101ZM106 164V165H105ZM133 164L135 165L136 164V166H133ZM180 165V167L179 166H177V165ZM189 164V165H188ZM253 164V165H252ZM67 167H69L68 169L71 171H73V170H75L74 171V173L72 172H69V170L68 169H66V168H64L65 166ZM70 165V166H69ZM73 165H74V167H73ZM75 165H77V166H79V167H77L76 168V166ZM101 165V166H100ZM109 165V166H108ZM230 165V166H229ZM262 165V167L261 168H259L260 166ZM108 166V167H107ZM128 166V167H127ZM159 166V165H158ZM183 166H185L184 168H183ZM196 166V167H195ZM103 167V169H101ZM107 167V168H106ZM131 167H132V169H131ZM174 167V168H173ZM183 169H182V168ZM187 167V168H186ZM229 169H228V168ZM253 167H254V169H255V171L253 170ZM63 168L65 169L64 171H68V172H64L63 171ZM100 168V169H99ZM104 168H105V170H104ZM109 168V169H108ZM127 168H130V169H128L129 170V175H126V172L128 171H125ZM173 168V169H172ZM176 168H179L180 170L179 171H176V172H174V170L176 169ZM190 168H192V169H190ZM258 168V169H257ZM77 169H78V171H77ZM187 169H189V170H187ZM257 169V170H256ZM81 171V173H79L80 171ZM171 170H173V171H171ZM252 170V171H251ZM110 171V173L112 174H110V173H108ZM118 173H117V172ZM125 171V173H122V172H124ZM131 171V172H130ZM183 171V172H182ZM185 171H187V172H185ZM251 171V172H250ZM253 171L255 172V173H253ZM76 172H78V173H76ZM116 172V173H115ZM185 172V173H184ZM190 172V173H189ZM262 172H263V174H262ZM67 173V174H66ZM68 173H70V174H68ZM76 173V174H75ZM104 173H105V175H104ZM179 173V174H178ZM73 174H75L74 176H73ZM78 174V175H77ZM115 174V175H114ZM128 174V173H127ZM163 174H168L167 175V179H165V180H163L164 179V177H165V175H163ZM181 174H183V176L181 175ZM247 174V175H246ZM249 174V175H248ZM259 174V175H258ZM260 174H262V175H260ZM68 175V176H67ZM161 175H163V177L161 176ZM243 175V176H242ZM252 175L254 176L253 178H252ZM127 176V177H126ZM179 176H180V178H179ZM247 176V177H246ZM189 177V178H188ZM251 177V178H250ZM166 178V177H165ZM182 178V179H181ZM237 178V179H236ZM242 178V179H241ZM128 179H130V180H128ZM155 179V178H154ZM190 179V180H189ZM196 179H198V180H196ZM246 179H247V181H246ZM167 180V181H166ZM178 180V181H177ZM183 180H185V182H183ZM200 180V181H199ZM232 180V181H231ZM245 180V181H244ZM249 180V181H248ZM252 182H251V181ZM262 180V181H261ZM104 181L102 180V182L104 183ZM127 181H128V183H127ZM162 183H161V182ZM181 181V182H180ZM244 181V182H243ZM256 181V182H255ZM106 182V183H107ZM130 182V183H129ZM188 182V183H187ZM190 182V183H189ZM116 183V184H115ZM125 183V184H124ZM127 183V184H126ZM159 183H160V186H159ZM164 183V184H163ZM166 183V184H165ZM185 183L187 184V185H185ZM197 183V184H196ZM200 183H201V185H200ZM239 183V184H238ZM241 183V184H240ZM259 183V185H257ZM260 183H261V185H260ZM108 184V183H107ZM162 184V185H161ZM214 185H216V186H214ZM221 185V186H220ZM223 185V186H222ZM258 187H260V188H258ZM263 185V186H262ZM117 186H119V187H117ZM123 186H125V187H123ZM127 186H129V187H127ZM151 186H153V187H151ZM163 186V187H162ZM201 186V187H200ZM205 186V187H204ZM218 186H220L221 188H222V190H221V188L219 187L218 188ZM237 186V187H236ZM243 186V187H242ZM258 188H256V187ZM117 187V188H116ZM161 187V188H160ZM226 187V188H225ZM229 187V188H228ZM233 187V188H232ZM249 187V188H248ZM251 187V188H250ZM256 188V190L254 191V189ZM119 188H122V189H119ZM123 188H124V190H123ZM126 188V189H125ZM159 188H160V190H159ZM180 188V189H179ZM185 188V189H184ZM195 188V191L193 190ZM200 188H202V189H200L201 191H203V193L205 194H203L201 191L199 192L200 193V195L202 194L203 195V197H202V195L200 196L199 194H197L198 193V191H199V189ZM207 190H206V189ZM231 188V189H230ZM116 189V190H115ZM117 189H119V191H121V192H119ZM146 189H148L149 190V193L151 194H149L148 195V190H146ZM163 189H164V191H163ZM184 189V190H183ZM190 189V190H189ZM205 189V190H204ZM213 189V190H212ZM216 189V190H215ZM218 189V190H217ZM226 189V190H225ZM228 189V190H227ZM236 189H238V190H236ZM128 190V191H127ZM176 190V191H175ZM182 190V191H181ZM188 190V191H187ZM196 190H197V192H196ZM242 190V191H241ZM246 190V191H245ZM248 190V191H247ZM250 190V191H249ZM253 190V191H252ZM258 190V191H257ZM117 193H116V192ZM158 191V192H157ZM160 191V192H159ZM219 191V192H218ZM257 191V192H256ZM259 191H260V193H259ZM162 192V193H161ZM192 193L191 195L189 194V193ZM207 192V193H206ZM218 192V193H217ZM221 192V193H220ZM226 192V193H225ZM229 192V193H228ZM247 192V193H246ZM252 192V193H251ZM112 193V194H111ZM152 193H154V194H152ZM183 193V194H182ZM187 193V194H186ZM211 193L213 194V195H211ZM244 193V194H243ZM255 193H257V194H255ZM260 194V196H259V194ZM262 193V194H261ZM65 195H69L70 194V192H68L67 194L66 193H64ZM121 194V195H120ZM155 194H158V195H156L157 197H158V200L156 201L155 199H156V196H155ZM181 194V195H180ZM214 194H217V195H214ZM220 196H219V195ZM225 194V195H224ZM255 194V195H254ZM54 195V194H53ZM52 195V196H53ZM63 196V195H61V196H57V195H54L55 196V199H56V197L59 199V198H61V200H56L57 202H61L62 201V199H65V198H69L68 196ZM114 195V196H113ZM124 195V196H123ZM148 195V196H147ZM154 195V196H153ZM184 195V196H183ZM210 195V196H209ZM224 195V196H223ZM229 195V196H228ZM245 195V196H244ZM249 195V196H248ZM44 196L46 197V195L44 194ZM150 196V197H149ZM152 196V197H151ZM182 197V201L184 202V203H181L182 201L180 200V198ZM190 196V197H189ZM197 198L198 200L199 199H201L202 200V203L200 204V205H202V206H200L198 203L199 202H201L200 200L199 201H196L195 199V204H196V202H197V208L196 207H194L195 205L193 204V206L190 208V206L192 205L191 204V202L192 201H194V200H192L193 198ZM204 196H206V197H204ZM244 196V197H243ZM254 196V197H253ZM44 197V198H45ZM148 197V198H147ZM164 197V198H163ZM177 197H178V199H177ZM202 197V198H201ZM211 197V198H210ZM229 197V198H228ZM232 197V198H231ZM247 197V198H246ZM262 197V198H261ZM52 198H54V197H52ZM116 198V199H115ZM150 198V199H149ZM155 198V199H154ZM166 198H167V200H166ZM175 199V201H174V199ZM186 198V199H185ZM192 200H190V199ZM204 198V199H203ZM209 198V199H208ZM241 198V199H240ZM254 198H256V199H254ZM261 198V199H260ZM117 199H119V200H117ZM134 199H140V201L138 200L137 202L138 203H136V200H133ZM154 199V200H153ZM164 199V200H163ZM188 199H189V202H190V206H189V203L187 202L188 201ZM214 199V200H213ZM219 199V200H218ZM258 199L260 200V201H258ZM116 200H117V202H116ZM124 200V201H125ZM150 200H153L152 201V203H150L151 201ZM163 200V201H162ZM173 200V201H172ZM181 202H180V201ZM185 200V201H184ZM187 200V201H186ZM206 200V201H205ZM209 200V201H208ZM212 200V201H211ZM223 200V201H222ZM255 200L257 201V202H255ZM55 201V204L57 203ZM156 201V202H155ZM165 201V202H164ZM168 201V202H167ZM178 201V202H177ZM205 201V202H204ZM114 202V203H113ZM163 202V203H162ZM174 202V203H173ZM177 202V203H176ZM231 202V203H230ZM253 202V203H252ZM176 203V204H175ZM180 203V204H179ZM219 203H220V207L218 208V206H219ZM241 203V204H240ZM179 204V205H178ZM204 204V205H203ZM214 204V205H213ZM240 204V205H239ZM106 205H108V206H106ZM112 205V206H111ZM182 205V206H181ZM186 205H187V207H189V208H187L186 207ZM207 205V206H206ZM56 206H58V203H57V205ZM121 206H123L122 208H124V202H123V205L121 204ZM133 206V207H132ZM161 208H159V207ZM164 206V207H163ZM211 206V207H210ZM215 206V207H214ZM249 208H248V207ZM108 208V209H109ZM192 208H193V210H192ZM196 208V209H195ZM235 208H237V209H235ZM116 209H118L117 207H116ZM121 209V208H120ZM219 209V210H218ZM220 209H222V210H220ZM256 209L258 210V212L256 211ZM119 210V209H118ZM191 210V211H190ZM235 210H237V211H235ZM263 210V211H262ZM137 211V212H136ZM261 211V212H260ZM142 212V213H141ZM161 212V213H160ZM235 212V213H234ZM260 212V213H259ZM137 214V216L140 214V215H142L141 216V218L138 216L137 218H136V215H134V214ZM164 213H165V215H164ZM234 213V214H233ZM253 213V214H252ZM259 213V214H258ZM60 215H58V216H63L64 215V212L62 211H60V213H59ZM62 214V215H61ZM124 214V215H123ZM242 214V215H241ZM251 214H252V216H251ZM134 215V218L135 219H140V220H135L134 218V220L133 221H131V223H128V218L130 217V216H133ZM234 215H238V217L239 216H241V217H237L238 218V220H237V218H236V216H234ZM244 215V216H243ZM248 215V216H247ZM65 216V215H64ZM71 216V215H70ZM73 216V215H72ZM247 216V217H246ZM261 216V217H260ZM118 217L119 218H121V216L119 215V216H117L116 218H115V220L117 219V220H119L118 219ZM151 219H153V220H151ZM236 218V219H235ZM249 218V219H248ZM262 218H263V221H262ZM159 219V220H158ZM241 219H242V221H241ZM244 219V220H243ZM117 220H116V222H117ZM161 220V221H160ZM218 220V221H217ZM247 220V221H246ZM249 220V221H248ZM261 220V221H260ZM147 223H146V222ZM133 222H135L134 224H133ZM145 222V223H144ZM149 222V223H148ZM240 222V223H239ZM247 224H246V223ZM249 222V223H248ZM260 222V223H259ZM106 223V222H105ZM162 223V224H161ZM242 223V224H241ZM257 223V224H256ZM143 224V225H142ZM256 224V225H255ZM261 224V225H260ZM132 225H133V227H132ZM227 225V226H226ZM141 226V227H140ZM183 226V227H182ZM252 227V228H251ZM258 228V229H256V228ZM130 228V229H129ZM143 228V229H142ZM163 228H165V229H163ZM183 228V229H182ZM118 229V228H117ZM162 229H163V231H162ZM123 230V229H122ZM122 230H121V232H120V229H119V235H121V233H122ZM129 230H131V231H129ZM169 230V231H168ZM179 230V231H178ZM229 230H231V231H229ZM260 230V231H259ZM263 230V231H262ZM162 231V232H161ZM166 231V232H165ZM177 231L179 232V234H176L177 233ZM226 231H227V233H226ZM259 233H258V232ZM165 232V233H164ZM228 232H229V235H228ZM250 232V233H249ZM252 232H253V234H252ZM135 234H137V235H135ZM142 234V235H141ZM240 234H242V235H244V236H240ZM252 234V235H251ZM258 234V235H257ZM116 235L118 236V234L117 233H115V237H116ZM133 235H134V237H133ZM139 235V236H138ZM159 235H161V236H159ZM179 235V238L177 239V236ZM237 235V236H236ZM258 236V238H257V236ZM111 236V235H110ZM110 236H108V238L107 237H105L106 239H112V236H114V235H112L111 237ZM128 236V237H127ZM168 236H170V237H168ZM224 236V237H223ZM228 236V237H227ZM231 236H233L232 238H231ZM236 238H235V237ZM253 236V237H252ZM139 237V238H138ZM164 237L166 238V239H164ZM230 237V238H229ZM237 237H238V240H236L237 239ZM244 237V238H243ZM104 238V239H105ZM162 238V239H161ZM174 238V239H173ZM177 239V242H176V239ZM222 238V239H221ZM226 240H225V239ZM229 238V239H228ZM241 238V239H240ZM140 239H141V241H140ZM161 239V240H160ZM233 239V241H237V244L234 242V243H231L232 241L231 240ZM235 239V240H234ZM256 239V240H255ZM139 241V245L137 246V243H136V241ZM166 240V241H165ZM179 240V241H178ZM241 240V241H240ZM227 241V242H226ZM252 241H253V244L251 245V243H252ZM259 241V242H258ZM141 242V243H140ZM224 242V243H223ZM239 242V243H238ZM92 243H94L95 244V242L94 241H91L90 242V245H89V248L91 249V248H93V244ZM136 243V244H135ZM164 243V245L165 246H163L162 247V244ZM166 243V244H165ZM176 243V244H175ZM228 244V245H226V244ZM254 243H256V244H254ZM145 244H147V249L149 250L148 251V254L146 255V253L145 254H141L140 256H139V254L142 252V253H144L143 252V250L141 249L143 246H146ZM160 244V245H159ZM234 244H236V245H234ZM135 245H136V247H135ZM140 245H142L141 247H140ZM157 245V246H156ZM174 245H177V246H174ZM230 245V246H229ZM256 245V246H255ZM258 245V246H257ZM119 246L120 245H117V247L119 248ZM158 246H160V247H158ZM180 246V247H179ZM217 246H219V247H217ZM116 247V249H118ZM135 247V248H134ZM152 247V248H151ZM169 247V248H168ZM256 247V248H255ZM258 247V248H257ZM162 248V250L160 251V249ZM179 248H180V251H179ZM216 248V249H215ZM89 249V251L91 252V250ZM155 249H157V250H155ZM176 249V250H175ZM213 249V250H212ZM218 249V251L216 252V250ZM240 249V250H239ZM257 249V250H256ZM92 250H94V248L92 249ZM133 250H135V251H133ZM139 250V251H138ZM151 250V251H150ZM178 250V251H177ZM222 250V251H221ZM255 251V253H253ZM257 251V252H256ZM258 251H259V253H258ZM140 252V253H139ZM214 252H215V255H214ZM131 253V254H130ZM138 254V255H137ZM220 255V256H219ZM224 256V257H221V256ZM138 256H139V258L140 257H142V258H140V260H139V258H138ZM221 257V258H223V259H219L218 260V258L219 257ZM254 256V257H253ZM256 256V257H255ZM258 257V258H257ZM217 258V260H215ZM256 258H257V261H256ZM133 259V260H132ZM136 259V260H135ZM138 259V260H137ZM166 259V260H165ZM238 259V260H237ZM261 259V260H260ZM260 260V261H259ZM124 261V262H123ZM126 261V262H125ZM159 261H160V259H159ZM215 261V262H214ZM218 261V262H217ZM242 261V262H241ZM217 262V263H216ZM260 262V263H259ZM133 263H126V264H133ZM225 263V262H224ZM224 263H222V264H224ZM226 264V263H225Z\"/></svg>",
	"mask_w": 264,
	"mask_h": 264
},
{
	"label": "bare ground",
	"instance_id": "6f19581e",
	"mask_svg": "<svg viewBox=\"0 0 264 264\" xmlns=\"http://www.w3.org/2000/svg\"><path fill=\"white\" fill-rule=\"evenodd\" d=\"M16 1V0H15ZM14 1V2H15ZM26 1V0H25ZM36 1V0H35ZM39 1V0H38ZM37 1V2H38ZM42 1V0H41ZM41 1H39V2H41ZM43 1H45V0H43ZM42 1V2H43ZM48 1H50V0H48ZM52 1V0H51ZM57 1V0H56ZM59 1H60V3H59ZM58 1V3H59V5L62 7V10L60 11V13H59V15H61V13H62V11H63V9H65L66 10V12H67V9L69 10L70 8L72 9V11H73V9L75 10L78 6L80 7L81 5H80V2L81 1H86V0H81V1H78V6L77 7H75L74 6V8L72 7L73 5H72V3H73V1L74 0H59ZM92 1V0H91ZM94 2H96L95 0H93ZM99 1V0H98ZM98 1H97V3H98ZM101 1V3H102V0H100ZM112 1H114V0H112ZM112 1H110V4L109 3H107V4H109V5H112L113 7H114V3L112 2ZM117 1V0H116ZM115 1V2H116ZM119 1V0H118ZM124 1H126V0H124ZM133 1V0H132ZM134 1H136V0H134ZM166 1V0H165ZM191 1V0H190ZM264 1V0H263ZM13 2V0H4V2H3V5H2V7L5 5V7H7L6 9H7V14H6V12H4L5 14H6V16H4L5 14H3L2 13V15L5 17L4 19H6V17L8 18V19H6V21H9L8 23L7 22H3V20H2V22L3 23H6V26H5V30L7 31V30H10V33H9V35H8V38H7V40L6 39H4L3 41L5 42V41H7V42H5V43H8L9 44V42H11L12 43V40H13V43H12V45L14 44V41H16L15 39H17V38H14L13 39V36H12V29H13V27H14V20H12L13 18H12V11L14 10V11H16L17 9V7L16 6H18L17 4H16V6L14 5L15 3ZM45 2H47V1H45ZM53 2V1H52ZM54 2H55V0H54ZM87 2V1H86ZM90 2V1H89ZM88 2V3H89ZM93 2V3H94ZM106 1L104 0V6H105V3ZM111 2L113 3V4H111ZM120 2V1H119ZM128 2L130 3V1L128 0ZM128 2H126V3H128ZM137 2V4H138V2H140V1H136ZM141 2H144V1H141ZM141 2H140V5L139 6H141ZM146 2V1H145ZM192 2V1H191ZM255 2V1H254ZM14 3V4H13ZM16 3H18V2H16ZM23 3V2H22ZM76 2H74V5H77V3L75 4ZM83 3V2H82ZM88 3H86V5L85 4H82V5H84V6H86L87 8H89V9H91L90 8V6H91V3L92 2H90V6H87V4ZM97 3H95V5H97ZM122 3V2H121ZM120 3V4H121ZM125 3V2H124ZM125 3V4H126ZM168 2H166V4H167ZM172 3V2H171ZM173 3H174V5H175V0H173ZM172 3V4H173ZM178 3H179V1H178ZM178 3H176V4H178ZM182 3H184V2H182ZM2 3H0V5H1ZM32 4V3H31ZM43 4V3H42ZM45 4H47V3H45ZM50 4H52V6H53V4L54 3H50ZM50 4H47V5H45V6H47V7H49L50 6ZM98 4H100V2L98 3ZM107 4H106V7H109V6H107ZM118 4V3H117ZM124 4V5H125ZM136 4V3H135ZM135 4H133L132 3V5H133V7L132 6H130V7H132V9H134V10H137L136 8H134V6H136ZM165 4V3H164ZM180 5H181V2L179 3ZM178 4V5H179ZM191 4H193V3H191ZM190 4V5H191ZM260 4V3H259ZM13 5H14V7H13ZM41 5V4H40ZM56 4H54V6H55ZM89 5V4H88ZM93 5V4H92ZM102 5V4H101ZM116 5V4H115ZM119 5V4H118ZM127 5V4H126ZM130 5V4H129ZM142 5H143V3H142ZM184 5V4H183ZM182 5V6H183ZM189 5V6H190ZM45 6H43L44 7V10H45ZM54 6H53V8H54ZM60 6H58V7H60ZM98 6H100V5H98ZM122 6V5H121ZM128 6V5H127ZM145 6V5H144ZM143 6V7H144ZM168 6V5H167ZM172 6V5H171ZM1 7V6H0ZM16 7V8H15ZM19 7V6H18ZM41 7V6H40ZM57 6H56V8L58 9V11H59V8H58ZM60 7V8H61ZM66 7H69V8H67L66 9ZM85 7V8H86ZM105 7V8H106ZM120 6H118V8H119ZM125 7V6H124ZM129 7V8H130ZM137 7V6H136ZM174 7V6H173ZM172 7V8H173ZM181 7V6H180ZM96 8H97V6H96ZM99 9L101 8V6L100 7H98ZM104 8V9H105ZM110 8V7H109ZM171 8V9H172ZM175 8H176V6H175ZM178 8V7H177ZM177 8H176V10H177ZM5 8L3 7V10H4ZM16 9V10H15ZM41 9H43V8H41ZM48 10H49V8H47ZM46 9V10H47ZM57 9H55L56 11H57ZM84 9V8H83ZM81 10L80 8H78L77 9V11L78 10H81V12L83 13V11L84 10ZM93 9H94V7H93ZM99 9H97V10H99ZM103 9V10H104ZM112 9V8H111ZM115 9V8H114ZM120 9H121V7H120ZM120 9H118L119 11H120ZM127 9V11H130L131 9H129L128 10V8H126ZM165 9V8H164ZM169 10V11H171L172 12V10ZM174 9V8H173ZM2 10V11H3ZM43 10V11H44ZM46 10L44 11V12H46ZM50 10H52V9H50ZM87 10V9H86ZM85 10V11H86ZM102 10V11H103ZM109 10V9H108ZM113 10V9H112ZM117 10V11H118ZM122 10V9H121ZM124 10H125V8H124ZM13 11V12H14ZM42 11V10H41ZM84 11V12H85ZM91 10H87V14H88V12H90ZM94 10H92V12H93ZM101 11V9L98 11V12H100ZM107 11V8H106V10L105 11H103V12H106ZM115 11H116V9H115ZM0 12H1V8H0ZM12 14H11V13ZM44 12H42L41 14H44ZM70 12V11H69ZM80 12V11H79ZM78 12V14H82L81 12L79 13ZM110 11H108V13H109ZM133 12V11H132ZM131 12V13H132ZM135 12H137V11H135ZM141 12H142V9H141ZM47 13V12H46ZM50 13V15H52L51 14V12H49ZM64 13H65V11H64ZM73 12H71V14H72ZM74 13L76 14L77 12H75L74 11ZM115 13V12H114ZM117 13V12H116ZM120 13V12H119ZM118 13V14H119ZM121 13H124V12H121ZM129 13V12H128ZM134 13V12H133ZM138 13H140V12H138ZM23 14H25V13H23ZM58 14V13H57ZM67 14V13H66ZM70 14V13H69ZM87 14H84L83 15V17L85 18L86 16H88ZM90 14H93V15H97V16H99V14H97V13H95V11H94V13H90ZM127 14V13H126ZM1 15V16H2ZM40 15V14H39ZM39 15H38V17H39ZM53 15H54V13H53ZM52 15V16H53ZM77 15V14H76ZM100 15H102L101 13H100ZM123 15V14H122ZM121 15V16H122ZM125 15V14H124ZM128 15V14H127ZM133 15V14H132ZM0 16V18H2ZM25 16H27V14L25 15ZM25 16L22 18V20H24V18H25ZM43 16V15H42ZM44 16H47L46 14H44ZM55 16H58V15H56V13H55ZM63 18L66 16H64L63 14L61 15ZM72 16H75V15H73L72 14ZM120 16V15H119ZM126 16V15H125ZM130 16V15H129ZM129 16H126V17H129ZM137 16H140V15H137ZM141 16H142V14H141ZM144 16V15H143ZM142 16V17H143ZM17 17V14H16V16H15V18ZM22 16L20 15V18H21ZM37 17V16H36ZM36 17H35V19H36ZM48 17H49V14H48ZM61 17V18H62ZM69 17H70V15H69ZM75 17H78V16H75ZM80 18H83V17H81V16H79ZM89 17H91V15L89 16ZM93 17V16H92ZM91 17V18H92ZM96 17V16H95ZM100 17V16H99ZM99 17H96V18H98L99 19ZM104 17V16H103ZM123 17V16H122ZM122 17H121V19H122ZM133 17V16H132ZM136 17V16H135ZM41 18V17H40ZM46 19H44V20H48V18L47 17H45ZM53 18V17H52ZM59 18V17H58ZM60 18V19H61ZM72 18V17H71ZM83 18V19H84ZM88 18V17H87ZM91 18H88V20L89 19H91ZM96 18H95V20H96ZM107 18H109V17H107ZM106 18V19H107ZM144 18H146L147 19V17H144ZM217 18H218V16H217ZM17 19V18H16ZM37 19H39V18H37ZM57 18H55V20H56ZM60 19H57L56 20V22H59V20ZM94 19V18H93ZM97 19V20H98ZM104 19H105V17H104ZM106 19H105V21H106ZM125 19V18H124ZM139 19L140 20H142L141 19V17H139ZM138 19V20H139ZM53 20H54V18H53ZM66 20V18L63 20V22ZM68 20V19H67ZM73 20H74V18H73ZM76 20V19H75ZM87 20V21H88ZM95 20H89V21H95ZM99 20H101V21H103V19H102V16L100 17V19ZM111 20H114V19H111ZM129 20H133V22L135 21L134 19H130L129 18ZM218 20V22H219V19H217ZM229 20V19H228ZM227 20V21H228ZM20 21V20H19ZM35 22V21H39V20H31V23L32 22ZM43 21V17H42V20H41V22ZM61 21V20H60ZM72 21V20H71ZM84 21V20H83ZM82 21V19L81 20H79L78 22H77V20H76V22H77V25H78V27L80 26V27H82L83 25H84V27H82V29L83 30H85V28H87V27H90V26H92V24L90 25L89 24V22L87 23V21H86V18H85V22H83ZM105 21L100 25L99 24V27H102V25L103 24H105V26L106 25H108L109 26V24H110V26L109 27H112L111 26V23H113V22H115V21H117V20H114V21H111V23H108L107 24V22H108V19H107V21H106V23H105ZM127 21V20H126ZM137 21V20H136ZM143 21V20H142ZM2 22L0 21V23L2 24ZM18 22V21H17ZM29 23H30V21H28ZM27 22V23H28ZM45 22V21H44ZM55 22V23H56ZM69 22H70V18H69ZM75 22V21H74ZM73 21L71 22V24H75ZM92 22V23H93ZM97 22H100V21H97ZM110 22V21H109ZM125 22V21H124ZM128 22H130V21H127V23L126 24H128ZM148 22H150V24H151V21H148ZM153 22V21H152ZM21 23L22 24H24V22L23 21H21ZM27 23L25 22V24L27 25ZM67 23H68V21H67ZM84 23H87L86 25H87V27L85 26V24ZM117 23V26H118V28L120 27V26H122L123 25V22H122V25H118V21L117 22H115L114 23V25ZM130 23H132V21L130 22ZM130 23L128 24V25H130ZM134 23H136V22H134ZM138 24H137V26L139 25V22H137ZM143 23V22H142ZM16 24V23H15ZM18 24H19V22H18ZM22 24H20V25H22ZM33 24V23H32ZM32 24H31V27L33 28L34 27V25L32 26ZM35 24V23H34ZM37 24H39V25H42L43 24V22L40 24V23H37ZM45 25L47 24V22H45L44 23ZM44 24H43V26H44ZM50 24V23H49ZM58 24V23H57ZM62 24V23H61ZM60 24V22H59V26L61 25ZM90 26H89V25ZM95 24H98V23H96V21H95ZM94 24V25H95ZM125 23H124V25L123 26H125L126 25ZM133 24V23H132ZM131 24V25H132ZM4 25V24H3ZM3 25H1V27L3 26ZM51 25L53 26V22H52V20H51ZM64 25V24H63ZM66 25V24H65ZM93 25V26H94ZM113 25V24H112ZM134 25V24H133ZM132 25V26H133ZM136 25V24H135ZM141 25V24H140ZM143 25V24H142ZM146 25V24H145ZM148 25V24H147ZM16 26V25H15ZM42 26V27H43ZM48 26V25H47ZM59 26H58V29H59ZM71 25H69V27H70ZM116 26V25H115ZM116 26V27H117ZM37 27H38V25H37ZM54 27V26H53ZM67 26H65V28H66ZM68 27V29H67V31L68 32H70L69 31V28ZM78 27H76V28H78ZM107 27V26H106ZM105 27V28H106ZM114 27V26H113ZM116 27H114L115 28V30H117L118 28H116ZM131 26H129V28H130ZM142 26H140V28H141ZM144 27V26H143ZM147 27V26H146ZM2 28H4V27H2ZM25 28H26V26H25ZM24 28V29H25ZM29 28V24H28V27L25 29L26 31H27V29ZM31 28V29H32ZM36 28V27H35ZM35 28H33L32 30V32H33V35H36L37 34V32L39 31V30H42V29H39V30H37V29H35ZM40 28V27H39ZM49 29L51 28L50 26L48 27ZM55 28L57 29V27H56V24H55ZM55 28H51L52 30L53 29H55ZM63 28V27H62ZM64 28V29H65ZM94 28V27H93ZM104 28V29H105ZM114 28H111V29H114ZM124 28V27H123ZM128 28V27H127ZM129 28H128V31L131 33V31L132 30H134L133 28L134 27H131L132 28V30L130 31L129 30ZM137 28H139V27H137ZM137 28H136V30H137ZM16 29V28H15ZM34 29L36 30V31H34ZM46 29V28H45ZM44 29V30H45ZM50 29V30H51ZM56 29H55V32L57 33V31H56ZM60 29H61V26H60ZM71 29H72V32H71V34L72 33H74V31H73V29H75V25H74V27H71ZM90 29V28H89ZM95 29H96V27L94 28V29H90L89 31H88V33L92 30V32H93V30L95 31ZM99 29V28H98ZM110 29V30H111ZM120 30H121V28H119ZM126 29V28H125ZM124 29V30H125ZM106 30H109V29H106ZM124 30H123V33H124ZM135 30V32H134V36H135V34H137L138 32H140L141 30H142V28H141V30L140 31H136ZM139 30V29H138ZM143 30H145V29H143ZM143 30H142V32H143ZM16 31V30H15ZM54 31V30H53ZM52 31V32H53ZM60 31V30H59ZM58 31V32H59ZM78 31H79V28H78ZM86 31V32H87ZM96 31H98V30H96ZM103 31V30H102ZM122 31V30H121ZM126 31V30H125ZM146 31V30H145ZM8 32V31H7ZM6 32V33H7ZM28 32V31H27ZM30 30H29V32L28 33H25V34H29V35H31L30 34ZM31 32V33H32ZM36 32V33H35ZM41 31H39V33H40ZM43 32V31H42ZM45 32V34L44 35H46V30L44 31ZM48 32H49V30H48ZM54 32V33H55ZM60 32H62V31H60ZM80 33H82L81 31H79ZM79 32H77V33H79ZM85 32V31H84ZM85 32V33H86ZM92 32H90V33H92ZM99 33L101 32V29H100V31H98ZM106 32H108V31H106ZM115 32V31H114ZM118 31H116V33H117ZM133 32V31H132ZM141 32V33H142ZM148 33L150 32V33H152V31H147ZM264 32V31H263ZM35 33V34H34ZM62 33H64V34H62ZM61 33V35H65L66 34V32H64V30H63V32ZM80 33H79V35H80ZM109 33H111V32H109ZM113 33V32H112ZM122 33V32H121ZM128 33V32H127ZM127 33H124L125 35L127 34ZM141 33H139L140 34V36L142 37V35H141ZM147 33V35L146 36H148L149 34ZM254 33V32H253ZM60 34V33H59ZM76 33H74V34H72V35H75ZM83 34V33H82ZM94 34H96L97 35V33L96 32H94ZM94 34H93V36H94ZM101 34H102V32H101ZM108 34V33H107ZM119 33H117L116 35H118ZM144 34H146L145 32H144ZM143 34V35H144ZM197 34V33H196ZM237 34V33H236ZM250 34H251V32H250ZM264 34V33H263ZM263 34H261V35H263ZM40 35H42L41 33H40ZM39 35V36H40ZM44 35H42V36H40V38H45V37H43ZM68 35V34H67ZM66 35V36H67ZM71 35V36H72ZM86 35V34H85ZM111 35V34H110ZM110 35H107L109 38L112 36H110ZM115 35V34H114ZM121 36V39L123 38V35L122 34H120ZM129 34H127V36H128ZM132 34H131V38H133L132 36H133ZM156 35V34H155ZM155 35L153 34V36L155 37ZM160 35V34H159ZM248 35H249V33H248ZM28 36V35H27ZM26 35H25V38L27 37ZM37 36V35H36ZM66 36H64L63 38H66ZM77 36V35H76ZM84 36V35H83ZM87 36H89V35H87ZM86 36V37H87ZM92 35H91V38H94ZM127 36H125V38L127 37ZM137 36V35H136ZM139 36V35H138ZM153 36H151V34H150V36H149V38L151 39V37H153ZM162 36L165 38L166 36L165 35H161V40H163L162 39ZM30 36H28L26 39H28ZM32 37H35V36H32L31 35V38ZM69 37H70V34H69ZM80 37V36H79ZM79 37H77V38H79ZM82 37V36H81ZM80 37V38H81ZM86 37H84V38H86ZM90 37V36H89ZM101 37V36H100ZM100 37H98L99 38V40H100ZM114 36H112V38H113ZM117 37V36H116ZM119 37V36H118ZM130 37V36H129ZM154 37H153V39H152V41L150 40V43L149 44H146L145 46H143V47H139V46H137V44H136V46L137 47H135V45H133V44H135V43H137L138 41H136V42H132V41H134V40H132V41H130V43H133L132 45H130V46H133V47H130L131 49H129L128 51L126 50V52H128L130 55H132L131 57H134V59L137 61V63L139 62L140 63V61H142V60H144L145 59V55L146 54H149L150 55V51L152 50V52H153V50H158V51H160L159 50V48L161 47L159 44H158V47H157V45H155V39H154ZM169 37V36H168ZM263 37V36H262ZM76 37H74L73 39H75ZM84 38H82L83 39V41H84ZM88 38V37H87ZM102 38H103V36H102ZM104 38H106V39H104ZM103 38V40H104V42H105V40L106 41H108V44L110 43L109 42V40L107 39V37L105 36ZM112 38H111V40H112ZM115 38V37H114ZM136 37H134V39H135ZM140 38V37H139ZM144 38V37H143ZM157 40H159V42H161L160 41V39L158 38V36L157 37H155ZM249 38V37H248ZM69 39V38H68ZM67 38H66V42H65V44L66 43H68L67 45H69V43L71 42L70 40H68ZM72 39V42L74 41ZM82 39H81V41H82ZM89 39V38H88ZM97 38H95V39H93V40H96ZM118 39V38H117ZM117 39H115V40H117ZM120 38H119V41L121 40ZM129 39V38H128ZM127 39V40H128ZM138 39V37L136 38V40ZM141 39V38H140ZM145 39H146V37L144 38V40H143V43H145ZM147 39H148V37H147ZM252 39V38H251ZM28 40H30V38L28 39ZM28 40H26L25 41V43L28 41ZM48 40V39H47ZM47 40L45 41L44 40V44L47 42ZM60 40V39H59ZM67 40L68 41H70V42H67ZM86 40V39H85ZM90 40H92V39H90ZM114 40V41H115ZM127 40H123V41H127ZM148 40V41H149ZM156 40V41H157ZM165 40H166V38H165ZM168 40V39H167ZM167 40L165 41L166 42V44L168 45V42H167ZM171 40V39H170ZM169 40V41H170ZM211 39H209V41H210ZM242 40V39H241ZM245 40V39H244ZM246 40H247V38H246ZM2 41V42H3ZM22 41H24V40H22ZM31 41V40H30ZM34 41V40H33ZM49 41H50V39H49ZM63 41V40H62ZM61 41V42H62ZM75 41H76V39H75ZM78 41H80V39L78 40ZM98 41V40H97ZM101 41V40H100ZM118 41V40H117ZM119 41H118V44H119ZM140 41V40H139ZM147 41V40H146ZM208 41V40H207ZM207 41H206V43H205V48H204V50L203 49H201V50H199V51H197L196 53L197 54H201L202 56H207L206 55V53L208 52V50H205L206 49V45L208 44L207 43ZM208 41V42H209ZM243 41V40H242ZM29 42V41H28ZM71 42V43H72ZM88 42V41H87ZM103 41H101V43H104ZM120 42H122V41H120ZM128 42H129V40H128ZM158 42V41H157ZM241 42V41H240ZM263 42H264V40H263ZM23 45H26L25 43H23V42H21ZM29 43H31V42H29ZM34 43V42H33ZM35 43H38L36 40H35ZM48 43H50L51 44V46H52V43L51 42H48ZM70 43V44H71ZM74 43V42H73ZM77 43V42H76ZM79 43V42H78ZM97 43V42H96ZM95 43V44H96ZM114 43V42H113ZM113 43H111L110 45H113ZM123 43V42H122ZM142 43V42H141ZM142 43V44H143ZM162 43H164V41H162ZM212 43V42H211ZM2 44H4V43H2ZM7 44V45H8ZM43 44V43H42ZM43 44V45H44ZM49 44V45H50ZM59 45H60V42L58 43ZM58 44H57V46H58ZM63 44H64V42H63ZM64 44V45H65ZM90 44H91V42L88 44L89 46H90ZM121 44V43H120ZM119 44V45H120ZM209 44H210V42H209ZM0 45H1V43H0ZM6 45V44H5ZM10 45L11 44H9V47H10ZM20 46H22V47H24L23 45H21V44H19ZM19 45H16V49H18V47L19 48H21ZM31 45V44H30ZM38 45H39V43H38ZM47 46V45H45L44 47H46V48H44V49H48L50 46ZM54 46H55V44H53ZM62 45V44H61ZM64 45H62V46H64ZM94 45V44H93ZM93 45H92V47H93ZM98 45H100L99 44V41H98ZM109 45V47H111ZM129 45V44H128ZM138 45H140V44H138ZM162 45V44H161ZM164 45V44H163ZM166 45V46H167ZM27 46H28V44H27ZM26 46V47H27ZM32 46V45H31ZM31 46H29L28 47V53H30V47ZM40 46H41V43H40ZM94 46H96V45H94ZM101 46H102V44H101ZM100 46V47H101ZM108 46V45H107ZM116 46V45H115ZM126 44H125V49H126ZM142 46V45H141ZM204 46V45H203ZM0 47H2V46H0ZM5 47V46H4ZM8 47V46H7ZM12 47V46H11ZM53 47V46H52ZM52 47H50V49L52 48ZM59 47V46H58ZM65 47H67L66 45H65ZM70 47V46H69ZM99 47V46H98ZM99 47V48H100ZM104 47H106V46H104V44H103V46H102V48H103V50H104ZM121 47V46H120ZM119 46H118V49L120 48ZM60 48V47H59ZM71 48V47H70ZM91 48V47H90ZM96 49H97V46L95 47ZM162 48V47H161ZM4 49H7L6 47L5 48H3L2 49V53L4 52L3 50ZM15 49V51H12V52H14V53H16V51H17V53L19 52V53H21L20 51H18V50H16ZM24 49H25V47H24ZM41 49H42V47H41ZM44 49H43V51H44ZM53 49V48H52ZM58 49V48H57ZM61 49V48H60ZM67 51H69V48L67 47ZM89 49V48H88ZM94 49V48H93ZM106 49V48H105ZM112 49V48H111ZM110 49V50H111ZM114 49H116L115 47H114ZM123 49V48H122ZM125 49H123V50H125ZM21 51H22V49H20ZM31 50H33V49H31ZM55 50H56V48H55ZM53 51V52H51L53 55H51L50 56V54L51 53H49L48 55L50 56V57H52V56H54L55 54H56V52H58V50L57 51ZM63 50H64V47H62V53L61 54H63L64 52H63ZM66 50V49H65ZM95 50V49H94ZM97 50H100V49H97ZM102 50V49H101ZM107 50H108V48H107ZM106 50V51H107ZM117 50V49H116ZM121 50V49H120ZM123 50H121V51H123ZM162 50H164V48H162ZM161 50V51H162ZM198 50V49H197ZM256 50V49H255ZM47 52H48V50H46ZM50 51H52V50H50ZM72 51V50H71ZM70 51V52H71ZM89 51H90V49H89ZM109 51V50H108ZM112 51V50H111ZM115 51V50H114ZM170 51V50H169ZM173 51V50H172ZM195 51V50H194ZM60 52V51H59ZM72 52H74V51H72ZM91 53H92V48H91V51H90ZM95 52V51H94ZM93 52V53H94ZM97 52V51H96ZM100 52V51H99ZM103 53L105 52V51H102ZM125 51L123 52V55L126 53ZM171 52V51H170ZM1 53V52H0ZM16 53V54H17ZM18 53V54H19ZM41 53H43L44 54V52H40V54ZM55 53V54H54ZM67 55L66 56H68V52H65ZM101 53V52H100ZM107 53V52H106ZM112 53V52H111ZM119 53V52H118ZM128 53L126 54V55H128ZM156 53V52H155ZM71 54V55H70ZM72 54L73 53H69V56H72ZM105 54V53H104ZM103 54V55H104ZM122 54V53H121ZM157 54H159V53H157ZM180 52L178 53V55L180 56ZM196 54V55H197ZM38 55H39V53H38ZM47 54H46V52H45V56H46ZM57 55V57H60V56H58L59 54H56ZM55 55V56H56ZM92 55V54H91ZM94 55H96V54H94ZM106 55V54H105ZM104 55V56H105ZM109 55V54H108ZM111 55V54H110ZM130 55H128L127 57H129ZM195 55V54H194ZM262 55H264V54H262ZM25 56V55H24ZM49 56H46V59L45 60H47V57H49ZM64 56H65V54L63 55V57H60V58H64ZM96 56H98V53H97V55ZM100 56V55H99ZM104 56L102 57V59L104 58ZM148 56V55H147ZM151 56H153V55H151ZM151 56H150V58L148 59V60H152L151 59ZM39 57H40V55H39ZM56 57V58H57ZM105 57H107V56H105ZM124 57H125V55H124ZM173 57V56H172ZM172 57H170V58H172ZM177 58H178V56H176ZM239 57V56H238ZM45 58V57H44ZM91 58H93L94 59V61H92V63L94 62V64L96 63V57L95 56H93V57H91ZM126 58V57H125ZM153 58V57H152ZM180 58V57H179ZM178 58V59H179ZM204 58V57H203ZM206 58V57H205ZM43 58H40L39 60H40V62L41 61H44V60H42ZM65 59H67L66 57H65ZM122 59V58H121ZM120 59V60H121ZM129 59V58H128ZM160 59V58H159ZM158 59V60H159ZM163 59V58H162ZM39 60H38V62H39ZM59 60V59H58ZM63 60V59H62ZM68 60V59H67ZM67 60H65V61H67ZM100 60H101V58H100ZM130 60H131V58H130ZM134 60V61H135ZM147 60V59H146ZM146 60H144V61H146ZM155 60V59H154ZM164 60V59H163ZM171 60V59H170ZM182 60V59H181ZM206 60H207V58H206ZM240 60V59H239ZM238 60V61H239ZM29 61V60H28ZM64 61V62H65ZM69 61V60H68ZM67 61V62H68ZM102 61H104L105 62V60L103 59ZM117 61H119V60H117ZM125 60H122V63L124 62ZM128 61V60H127ZM174 61V60H173ZM171 62V61H167V65L169 66V68L168 69H165V68H163L162 66L163 65H161V63L159 64L160 66H161V68L160 69H158L157 70V68H156V70H157V72H156V70H155V73L153 74V75H155V79L153 78V76L151 75V71H148L149 73H147L146 71L148 70L147 68H148V66L145 68V69H147L145 72L148 74V75H150V78L152 77L153 78V81H155V84L158 82V81H160L161 83H157V84H159V85H161V89H160V87H155L154 89H158L159 88V90H160V92H158L159 90H157V92H158V94L159 93H162V95H164V100H162V99H159V98H156V97H158L159 95L158 94H156V95H158V96H155V95H153L154 97H152L151 95H152V91L154 90H152V91H150V93H151V97L152 98H154V99H152L151 100V98L150 97H147V98H150V100H148L147 99V101H145V102H139V99H138V93H139V95H141L142 93H140V91L142 90H138L139 92L137 93V89H138V87H137V89L135 90V93L136 94H134L135 96L133 97V98H130V96H129V98H127V97H125L124 95H126V96H128L127 94H130V93H127V92H129V91H127L126 93L127 94H125V92H124V95H122V94H119V95H116V92H112L113 93V95H114V93H115V95L113 96L112 95V93L110 94V95H112L113 97H115L116 96V98L114 99L113 97V100H111V103H109L108 105L106 104V101L105 102H102L103 104H102V106L101 105H99V106H101V108L103 107V105L104 104H106L105 106L106 107H103V109L102 110H100L101 112H103V114L99 111L98 113L100 114H102L103 115V118H104V120H103V118L101 117V116H99V118L100 119H98L97 117H96V120L98 119V120H100L101 122H103V124H101L102 126H101V129H100V124H99V122H98V120H97V122H96V120L94 121V119L92 120L93 121V123L94 122H96V124L98 123V128L100 129H98V134L96 135V134H94V133H92V135L94 136V137H92L91 139V141L93 142H95V144H93L91 141L90 142H87V143H92L93 145H91L93 148L91 149V146L90 145H86L87 147H86V149H88V146H90V151L92 150L93 151V153H94V159L92 160L90 157V159H88V157H87V155H88V151H87V153H84L82 156H79V157H77V158H75L76 157V155L77 154H75L74 155V153H76L77 151L79 152V154H80V152L82 153L83 151L81 150V148H80V150H77L76 152H75V150L78 148V142L76 143L77 144V148L76 149H74V152H73V154L72 155H74L75 157H70V156H72V155H70L68 158H71L72 159V163H74V162H80L81 161V163L83 162L84 164H83V169H80V170H83L82 171V173H81V171L79 172V173H81L80 175H78V176H76L75 174L76 173H78V172H76L75 174H73V176H74V178H76V179H70V178H72L71 176L72 175H70V177L69 178H67L66 176H65V174L62 172V170H61V168H59L58 166L60 165H58L57 166V162H56V159L57 158H54L53 159V156H55L56 155V152L53 150V147H54V145H57V144H54L53 142H51V143H53L54 145H52L51 143L49 144V143H47L46 141H45V138H43V135H46L47 137L48 136H51L50 135V130H51V128H49V129H46L45 128V126H44V124H42L43 126H44V128H42L43 126L41 125L40 127L43 129V130H41L40 129V127L38 126V128H39V130H41V132H40V134H39V136L37 135V134H35L36 133V131H35V135H37L38 137H40V139H33L34 138V136L35 135H32L33 133H31V135L33 136L32 138H29V140H28V142L26 141V143H24V140H22V141H14L15 143H13V141H12V143L13 144H11V143H9V140H10V138H8V139H6L7 141H5L2 145L0 144V264H122L121 263V261H122V258L124 259V256L126 257L125 258V260L127 259V258H129L130 260H131V258H133V257H131V256H128V250L134 245V242L135 241H133V242H131L133 239H135V238H132V237H130V239L128 238V239H126V234H127V232H128V229H125L126 228V226L125 225H123V224H125L124 223V220L126 219V217L125 216H123L122 217V215H121V213H123L122 212V210H124V209H126L127 210V207H129V199L131 198L130 197V195L131 194H133V195H131L132 196V198H133V196H135V198H141V197H138V196H140L141 194H142V192H143V190L146 188V187H148L149 189H150V185H152L153 184V182L154 181H151L152 182V184L151 183H148V180H145V179H147L146 177H148V175H150L149 177L151 178V176H155L156 174L158 175V172L156 173V174H151V173H155L156 171H161V172H159L160 174H162V173H164L165 171L167 172V170L168 169H171L170 168V166L173 164V162L178 158V156L180 155V154H182V153H185V152H183L184 150H183V147H182V145L184 144V143H186V144H189L190 142H192L190 139H192L191 138V136H192V134H191V131L193 132V130L195 129H198V130H202V127H204L205 126V123L208 121V119H207V117L205 118L204 117V114L203 113H199L200 115L201 114H203V118H195V112H200V111H202L203 112V110H207L206 111V113L207 112H209L210 111V113H208L212 118L213 117H215V116H212L213 115V108L211 109V105L213 106V104H214V109H218L220 112H221V114L224 112V114H222V119L224 118L225 120H223V122L222 123H224V122H227L226 124H228L229 122H231V120H232V122H234L233 121V119H231L232 118V113H230L229 115H228V113H225V105L229 102H227L226 100H224V101H226V102H224V101H217L216 100V96H221V95H223L224 93L226 94V96L225 97H229V95L233 98L231 101L234 103H236L234 106V108H232V110H231V112H239V111H244V110H246V108H247V106L249 105V99L248 98H250V97H248V95H250V93L251 92H253L254 91V93H256V91L259 93H257V95H259V96H261V94H262V92H264V85L262 86V84L261 83H263L264 84V82L262 81V78H261V76H260V74L258 73V68H256V67H254L253 65H246V64H242V62H238L237 63V65H235V66H237V68L235 67V70L233 71L232 70V72L230 73V77H231V80L230 81H232V85H231V82H230V84L227 86V81L226 82H224L225 84H224V86H225V89L227 90H229V92H228V94L226 93V91L224 90V86L222 85V87L220 86L221 85V81H218L221 77H219V76H217V77H214V78H209V77H201L198 81L199 82H197V80H195V78L194 77H196L195 76V74H196V71L194 72V71H192V69L191 68H185V71L184 72H182V70L180 71L179 70V66L178 67H176L175 68V66H174V62ZM177 61V60H176ZM179 61V60H178ZM178 61L176 62L177 64H178ZM257 61V60H256ZM31 62V61H30ZM45 63H43V62H41V64H47V62L46 61H44ZM62 63V64H65V63ZM89 62H91V61H89ZM98 62V61H97ZM109 61H107V63H108ZM130 62V61H129ZM162 62V61H161ZM164 62V61H163ZM71 63V62H70ZM84 63H86V62H84ZM88 63V62H87ZM92 63H89L88 65H92ZM99 63V62H98ZM98 63H96V67L95 68H98L97 66H99V65H97ZM106 63V62H105ZM118 63V62H117ZM121 62L120 63H118L119 65H120V67H118L119 65H117V67L118 68H124V67H128V69H129V67H130V69H133L132 71L131 70H128V71H131V72H133L135 69L134 68H131V66H130V64L129 63H127L128 65H126V64H122ZM124 63H126V62H124ZM132 63H133V61H132ZM138 63V64H139ZM143 63V62H142ZM142 63H141V65H142ZM150 63V66H152L151 65V62H149ZM149 63H148V61H147V65H149ZM165 63V62H164ZM170 63V64H169ZM174 63V64H173ZM180 63V62H179ZM245 63V62H244ZM27 64H31V63H27ZM39 64V63H38ZM72 64V63H71ZM93 64V65H94ZM100 64V63H99ZM116 64V63H115ZM138 64H136L137 66H138ZM144 64H146V63H144ZM143 64V65H144ZM152 64H154V62L152 63ZM172 64H173V66L174 67H172ZM252 64V63H251ZM14 65V67L16 66L15 64H13ZM13 65H11L12 67H13ZM32 65V64H31ZM40 65V64H39ZM87 65V64H86ZM107 65V64H106ZM105 65V66H106ZM140 65V66H141ZM142 65V66H143ZM180 65H181V63H180ZM200 65V64H199ZM258 65V64H257ZM38 66V65H37ZM45 66V65H44ZM44 66H42L41 65V68L42 69H44ZM48 66V65H47ZM47 66H45V67H47ZM60 66V65H59ZM68 66V65H67ZM95 66V65H94ZM101 66V65H100ZM104 66V64H103V66H101L104 70H106V75H105V72L104 71H102V75H103V73H104V75L105 76H108L107 78L105 77V79H106V82L104 81L105 79H103L102 81H100L101 80V78H100V80H98V79H96V76H95V80L97 81H100V82H102L103 83V81L105 82V83H108V84H110V85H108L107 86V88L110 86V89H111V82H113L112 80H114V79H111V78H113L112 77V74L113 75H115L114 74V71H116L118 68L115 66V69H114V67H112V66H114V65H111V67H112V69L111 70H109L110 69V65H109V67H105ZM122 66V67H121ZM142 66H141V68H142ZM145 66V65H144ZM157 67H158V65H156ZM159 66V67H160ZM182 66V65H181ZM202 66V65H201ZM201 66H200V68H198V69H201L200 71H201V73H202V69H203V67H204V64H203V66H202V68H201ZM25 67V66H24ZM28 67V66H27ZM36 67V66H35ZM39 67V66H38ZM71 67V66H70ZM74 67H75V65H74ZM74 67L72 68H69V67H67V68H69V69H74ZM79 67V66H78ZM86 67V66H85ZM84 67V65H83V68H85ZM88 67V66H87ZM89 67H91V66H89ZM100 67V68H101ZM126 67V68H127ZM133 67V66H132ZM167 67V66H166ZM189 67V66H188ZM197 67H199V66H197ZM60 68H62L61 69V72H64V67L62 66H60ZM92 68H94L93 66L91 67V70H93ZM126 68H124V70L123 71H125V69ZM136 68V67H135ZM139 68V67H138ZM144 68H142V69H144ZM150 69H151V67H149ZM234 68V67H233ZM7 69H8V67H7ZM6 69V70H7ZM9 69H12V68H9ZM16 68H14L13 69V71L15 70ZM40 69V68H39ZM48 69V68H47ZM59 69V68H58ZM57 69V70H58ZM78 69H80V68H78ZM88 69H90V68H88ZM88 69H86L85 68V70H88ZM120 69L117 71L118 73H121V72H119L120 71ZM140 69V68H139ZM144 69V70H145ZM149 69V70H150ZM197 69V70H198ZM49 70V69H48ZM63 70V71H62ZM65 70H66V68H65ZM77 69H74V71H76ZM95 70V69H94ZM102 70V69H101ZM114 70V71H113ZM122 70V69H121ZM151 70H153V72H154V68L152 67V69ZM249 70H251L252 71V73L249 71ZM8 72H9V70H7ZM36 71H38V68L36 69ZM35 71V72H36ZM39 71H42V70H39ZM47 71V70H46ZM71 71H73V70H71ZM70 71V72H71ZM84 71V70H83ZM89 72H90V70H88ZM88 71H86L87 72V74H88ZM99 71V70H98ZM136 71V70H135ZM133 72V73H131V74H135L136 72ZM140 71H141V69H140ZM167 71V72H166ZM11 72H12V70H11ZM34 72V73H35ZM43 72V71H42ZM59 72H60V69H59ZM60 72V73H61ZM67 72H68V70H67ZM66 71H65V73H67ZM70 72L69 73H67L68 74V76H69V74H70ZM92 72V71H91ZM90 72V74H91V76L89 77V79L91 78V79H93L92 77H93V73H91ZM100 73H101V71H99ZM98 72V73H99ZM117 72H115V73H117ZM127 72V71H126ZM126 72H122V73H126ZM137 72H139V71H137ZM143 72V71H142ZM145 72H143V76L145 77V75L144 74H146ZM166 72V73H165ZM217 72H218V70H217ZM37 74H39L38 72H36ZM35 73V74H36ZM58 73V72H57ZM76 72H73V74H75ZM78 73V72H77ZM82 73V72H81ZM96 75H97V72H94ZM130 73V72H129ZM194 73V74H193ZM251 73V74H250ZM40 74H42V73H40ZM62 74V73H61ZM72 74V75H73ZM79 74L80 73H78V76H79ZM84 74H86V73H84ZM128 74V73H127ZM139 75H141L140 73H138ZM138 74H137V76H138ZM146 74V75H147ZM165 74L167 75V76H169L168 78L165 76ZM199 74V73H198ZM47 75V74H46ZM50 75H51V73H50ZM53 75V74H52ZM51 75V76H52ZM120 75V74H119ZM123 74H121V76H122ZM136 75V74H135ZM134 75V76H135ZM147 75V76H148ZM192 75H194V76H192ZM35 76V75H34ZM38 76V75H37ZM36 76V77H37ZM41 76V75H40ZM49 76V75H48ZM54 76V75H53ZM57 76V75H56ZM61 76V75H60ZM60 76H58V78H56L57 80L58 79H60ZM71 76V75H70ZM74 76V75H73ZM111 76V77H110ZM117 74H116V79H118L117 78ZM120 76V78H122ZM125 77H126V75H124ZM136 76V77H137ZM143 76H141V77H138V78H142ZM146 76V77H147ZM200 76V75H199ZM205 76V75H204ZM214 76V75H213ZM229 76V74L228 75H226V77H225V79H227V77ZM62 77H63V74H62ZM61 77V78H62ZM87 77H88V75H87ZM149 77V76H148ZM45 78H46V76H45ZM52 77H50L49 79H51ZM55 78V77H54ZM54 78H52V79H54ZM65 78H68V77H66L65 75H64V78H62L63 80L65 79ZM108 78H110V79H108ZM150 78H148V81H150L149 79ZM151 78V79H152ZM33 79V78H32ZM40 79H41V77H40ZM49 79H47V81L49 80ZM55 79V81H57ZM61 79V80H62ZM108 79V80H107ZM131 79H133V77L131 78ZM207 79H209L208 80V82H207ZM224 79V80H225ZM246 79H248V81L249 82H251L252 84H253V86H251V85H249L248 83L249 82H247L246 81ZM13 80V79H12ZM11 80V81H12ZM37 80H39V76H38V79H36V81H34V82H36L37 83ZM111 82H110V81ZM121 80V79H120ZM124 80V79H123ZM126 80V79H125ZM124 80V81H125ZM128 80V79H127ZM143 80H147V78L146 79H144L143 78ZM229 80V79H228ZM41 81H42V79H41ZM41 81H40V84H43V83H41ZM50 81H53V80H49V85H48V82H47V85L48 86H50V85H53ZM128 81H130V80H128ZM128 81H126V82H128ZM138 81V80H137ZM135 82V84L137 83H140V79H139V81L138 82ZM148 81H146V82H148ZM10 82V81H9ZM13 82V81H12ZM43 82V81H42ZM60 81H58V83H59ZM120 82V81H119ZM123 82V81H122ZM122 82H120V85L117 83V84H115V86H120V89H119V87L117 88V87H115V88H117L116 90H118L119 89V91L120 90H122L123 91V89H121V87L123 86V88L125 87V86H127V88L126 89H130L131 90V88L135 85H133L132 86V83L130 84V83H124L125 85H121V83ZM131 82V81H130ZM223 82V81H222ZM4 83H6V82H4ZM15 83V82H14ZM13 83V84H14ZM51 83V84H50ZM54 84H57L56 82H53ZM114 83H116V81H114ZM143 83V82H142ZM142 83L140 84V88H141V85H142ZM152 82H150L149 84H150V86H153L154 84H151ZM250 83V84H251ZM7 85L6 86H9V85H11L12 83H6ZM29 84V83H28ZM32 84V83H31ZM39 84V83H38ZM123 84V83H122ZM144 84H145V82H144ZM142 85V86H145V85ZM147 84V83H146ZM156 84V85H157ZM4 85V84H3ZM30 85V84H29ZM47 85L45 86V87H47ZM60 85V84H59ZM103 85L104 84H102V85H99V87H101V88H103ZM159 85H157V86H159ZM6 86L3 88V89H7L6 88ZM28 86V85H27ZM130 86H132L131 88H130ZM137 86V85H136ZM136 86H134V88L136 87ZM149 86V85H148ZM149 86V87H150ZM226 86H227V88H226ZM12 87V86H11ZM30 87V86H29ZM38 87V86H37ZM42 86H40V88H41ZM43 87H44V85H43ZM55 87V86H54ZM53 87V88H54ZM62 87H63V84H62ZM105 87V89H107L106 88V86H104ZM205 87V88H204ZM9 88V87H8ZM57 88H58V86H57ZM63 88H65V87H63ZM62 88V89H63ZM67 88V87H66ZM65 88V89H66ZM112 88H113V86H112ZM124 88V89H125ZM139 88V89H140ZM145 88V87H144ZM148 88V87H147ZM153 88V87H152ZM248 88V89H247ZM3 89H2V91H3ZM30 88H28V90L27 91H30L29 90ZM39 88H37V90H38ZM47 89H49V91L48 90H46V88H45V90H46V92H42V91H39L40 93H37V94H41V95H45V93H48V92H50L51 90L53 91V93L55 92V90H53V89H51L50 90V88L48 87ZM56 89V88H55ZM109 89V90H110ZM114 89V88H113ZM8 90V89H7ZM41 90V89H40ZM57 90V89H56ZM61 90V87L60 88H58V91L59 92H61L60 91ZM69 89L67 88V91L66 92H69L68 91ZM89 90V89H88ZM108 90V89H107ZM115 90V91H116ZM132 90H134V89H132ZM161 90H163L162 92H161ZM63 91H65V90H63ZM62 91V92H63ZM102 91H103V89H102ZM112 91V90H111ZM110 91V92H111ZM118 91V92H119ZM145 91V90H144ZM143 91V92H144ZM1 92V91H0ZM6 92V91H5ZM7 92H9V90L7 91ZM44 93V94H42V93ZM61 92V94H63ZM64 93V94H67V93ZM100 91H98V93H99ZM106 92V91H105ZM146 92H148L147 91V89H146ZM155 92V91H154ZM12 93V92H11ZM13 93H14V91H13ZM18 93V92H17ZM21 93V92H20ZM19 93V94H20ZM25 96L27 95V96H29L28 94H29V92L28 93H24V91L22 92ZM107 93V92H106ZM133 93V92H132ZM150 93H148V94H150ZM253 93V94H254ZM10 94V93H9ZM23 94H21L22 96H23ZM51 95H53L52 93H50ZM49 93L47 94L48 96L50 95ZM57 94H59L58 92H57ZM70 94V93H69ZM69 94H68V96H69ZM101 94V93H100ZM104 93L102 92V95H103ZM147 94V96H149ZM153 94H155V93H153ZM4 95V94H3ZM6 95V94H5ZM13 95V94H12ZM15 95H16V93H15ZM20 95V96H21ZM32 95V94H31ZM46 95V96H47ZM86 95V94H85ZM106 95V94H105ZM110 95L108 94L107 96L108 97H110ZM131 95V94H130ZM252 95V94H251ZM264 95V94H263ZM0 96L1 97H4V96H2L1 95V93H0ZM7 96H9V95H7ZM21 96V97H22ZM38 97L40 96V95H37ZM37 96H35V99H36V97ZM42 96V97H43ZM54 96V95H53ZM56 96V95H55ZM65 96V95H64ZM100 95H98L97 96V98L99 97ZM133 96V95H132ZM10 100L9 101H7V99H6V103L8 104V103H10V101L12 102V100H14L15 98H14V96H13V98H12V96L10 95ZM41 97V96H40ZM40 97L38 98L39 100H43L44 98H42V99H40ZM58 97V96H57ZM56 97V98H57ZM108 97H104V98H108ZM146 97V96H145ZM145 97L144 98H142L143 100L145 99ZM159 97H161V96H159ZM263 97V96H262ZM5 98H7V97H5ZM19 98V97H18ZM32 98V96L30 97V99ZM34 98V97H33ZM32 98V99H33ZM48 99L50 98V96L49 97H47ZM55 98V100L57 101V99ZM60 98V97H59ZM88 98H90V97H88ZM96 98V97H95ZM163 98V97H162ZM261 98V97H260ZM260 98H259V100H260ZM2 99V98H1ZM17 99V98H16ZM20 99V98H19ZM19 99L18 100H15V101H19ZM23 99H24V96H23ZM43 100V101H40V102H37V101H35V102H32V100H31V102L33 103V104H42V105H44V107L43 106H41L40 108H38V109H41V108H51V107H54V106H52L53 105V102H54V104H55V102L56 101H53L52 102V104H51V101L50 100ZM52 100H53V98H51ZM67 99V98H66ZM140 100V101H143V100ZM222 99V98H221ZM5 100V99H4ZM21 100V99H20ZM37 100V99H36ZM59 100H61V98L59 99ZM62 100H65L64 98L62 99ZM60 101L59 103L60 104H62L61 102H64V101ZM146 100V99H145ZM262 100V99H261ZM260 100V101H261ZM264 100V99H263ZM2 101V100H1ZM0 101V102H1ZM14 101V102H15ZM22 102H23V100H21ZM25 101V100H24ZM30 100H28V102H29ZM34 101V100H33ZM109 101V100H108ZM3 102H5V101H3ZM13 102V103H14ZM21 102V103H22ZM30 102V103H31ZM110 102V101H109ZM231 102V103H232ZM2 103V102H1ZM20 103V102H19ZM30 103H29V106H30ZM99 103V102H98ZM97 103V104H98ZM251 103V102H250ZM11 104V103H10ZM10 104H8V105H10ZM18 104V103H17ZM24 104H26L25 102H24ZM60 104H59V106H60ZM65 104V105H64ZM63 104V106H66V101H65V103ZM68 104V103H67ZM88 103H86V106H87V108H89L91 105H87ZM101 104V103H100ZM208 104V105H207ZM3 105H4V103H3ZM23 105V104H22ZM56 105H57V103H56ZM55 105V106H56ZM96 105V104H95ZM5 106V105H4ZM7 106V105H6ZM15 106V105H14ZM23 106H25V105H23ZM32 106H34V105H32ZM37 106V105H36ZM35 106V107H36ZM58 105H57V108L59 109L60 107H59ZM63 106H61V107H63ZM68 106H69V104H68ZM89 106V107H88ZM252 106V105H251ZM3 107V106H2ZM9 107V106H8ZM13 107V106H12ZM12 107H10V108H12ZM16 107V106H15ZM39 107V106H38ZM67 107V106H66ZM84 107H85V105H84ZM83 107V108H84ZM205 107H207V108H205ZM253 107V106H252ZM65 108V107H64ZM64 108H62L63 110H64ZM92 108V107H91ZM99 108V107H98ZM100 108V109H101ZM205 108V109H204ZM236 108L238 109V111H236ZM249 108V107H248ZM7 109V108H6ZM34 109V108H33ZM36 109V108H35ZM35 109H34V111L33 112H36L35 111ZM52 109H55V108H52ZM52 109H50V110H52ZM80 109V108H79ZM250 109V108H249ZM43 110V109H42ZM42 110H40L41 111V113H43V111ZM56 110V109H55ZM65 110H66V108H65ZM89 110V109H88ZM97 110V109H96ZM95 110V111H96ZM99 110V109H98ZM27 111V110H26ZM59 111H61V109H59ZM212 111V112H211ZM215 111V110H214ZM250 111V110H249ZM4 112V111H3ZM14 112V111H13ZM25 112V111H24ZM33 112H31V113H33ZM38 112V111H37ZM36 112V113H37ZM48 112H52V111H47V114L49 115V113ZM194 112V113H193ZM215 112H217V111H215ZM219 112V113H220ZM16 113V112H15ZM29 113V112H28ZM27 113V114H28ZM31 113H29L28 115L30 116L31 115ZM36 113H33V115L34 114H36ZM40 112H38L37 114H39ZM57 113H58V110H57ZM60 113H62V112H60ZM64 114H65V116H66V114L68 113H65V112H63ZM240 113V112H239ZM239 113L237 114V115H239ZM14 114V113H13ZM17 114V113H16ZM26 114V113H25ZM24 113H23V115H25ZM129 114V116H128V118H130L131 120H129L127 117H126V120L127 121H130V122H134V124L136 125L134 128L132 127V126H134V124L131 126L132 128H130L129 127V125L131 124L130 122H126V123H130L129 125H127L128 126V128H130V129H133V131H131L130 129V131L128 130V128H127V131H129V132H131L130 134H131V136H129V134L128 135H126L125 133H121V132H123V130L120 132L117 128L119 127H116V130H118L119 132H120V134H118V135H116L115 133H117V132H115L116 130H114V131H112V128L110 127V126H112V125H110L111 124V122L109 121V116L111 115V117H116V116H118V117H121V116H123V115H128ZM197 114V113H196ZM208 114L206 115V116H208ZM215 114H217V113H215ZM9 115V114H8ZM22 115V114H21ZM27 115V116H28ZM32 115V116H33ZM42 115V114H41ZM45 115H46V113H45ZM44 115V113H43V116H45ZM47 115V116H48ZM52 115V114H51ZM54 115V114H53ZM55 115H56V113H55ZM55 115L54 116H51L52 118H54L55 117ZM59 115V114H58ZM58 115H57V117H58ZM82 115V114H81ZM120 115V116H119ZM5 116V115H4ZM32 116H31V118H32ZM43 116H42V119H43ZM46 116V117H47ZM50 116V115H49ZM64 116V115H63ZM67 116H68V114H67ZM83 116V115H82ZM234 116H235V114H234ZM243 116V115H242ZM1 117H3V115L1 116ZM10 117V116H9ZM8 117V118H9ZM23 116H21V118H22ZM37 117V119L39 120V121H41L40 120V115L39 116H36ZM45 117V118H46ZM50 117V118H51ZM62 118V116H59V118ZM91 117V116H90ZM95 117V116H94ZM110 117V118H111ZM115 117H114V119H115ZM117 117V118H118ZM124 117V116H123ZM123 117H121L122 119H123ZM160 118V121L158 122L157 120H155V118ZM196 117H197V115H196ZM198 117H199V115H198ZM209 117V116H208ZM211 117H209L210 119H211ZM220 117V116H219ZM237 117V116H236ZM6 118V117H5ZM11 118V117H10ZM9 118V119H10ZM28 119H29V117H27ZM26 118V119H27ZM30 118V119H31ZM58 118V119H59ZM66 118V117H65ZM101 118H102V120H101ZM216 119H217V116L215 117ZM235 118V117H234ZM14 119V118H13ZM20 119V118H19ZM23 119H24V117H23ZM27 119V120H28ZM48 119H49V117H48ZM48 119H46V120H48ZM64 119V118H63ZM68 119H69V117L66 119L67 121H68ZM112 119V118H111ZM120 119V118H119ZM125 119V118H124ZM221 118H219V120H220ZM221 119V120H222ZM237 119V118H236ZM235 119V120H236ZM240 119V118H239ZM5 120V119H4ZM3 120V121H4ZM15 120V119H14ZM13 120V121H14ZM16 120H17V117H16ZM22 120V119H21ZM32 120H33V118H32ZM35 120V119H34ZM33 120V121H34ZM44 120V119H43ZM50 120V122H51V119H49ZM48 120V121H49ZM53 120H55V119H53ZM52 120V121H53ZM60 120V119H59ZM63 121L64 123H63V125H65V124H67V121ZM125 120V121H126ZM218 120V119H217ZM216 120V121H217ZM218 120V121H219ZM12 121V120H11ZM12 121V122H13ZM33 121H31V122H33ZM39 121H37V123L35 122V124H38V122ZM45 121V120H44ZM62 121H60V123H57V121H56V123L57 124H62L61 122ZM114 121V120H113ZM112 121V122H113ZM117 121V123H119V121L117 120V119H115V122ZM124 121V120H123ZM122 121V122H123ZM124 121V122H125ZM157 121V122H156ZM213 121H214V119H213ZM27 122V121H26ZM30 122V121H29ZM66 122V123H65ZM79 122H80V120H79ZM78 122V123H79ZM114 122V123H115ZM121 122V121H120ZM121 122V123H122ZM209 123H212L210 120L208 121ZM4 123V125H7V124H5V123H8L7 122V120L5 121V122H3ZM23 123H24V120H23ZM22 123V121H21V124H23ZM39 123H42V122H39ZM55 123V122H54ZM53 123V124H54ZM86 123H88V122H86ZM113 123V124H114ZM120 123V124H121ZM126 123H124V124H126ZM24 124H26V123H24ZM32 124V123H31ZM34 124V123H33ZM33 124H32V126H33ZM48 124H51V123H49L48 122ZM71 124H73V123H68L67 124V126H70ZM90 124V123H89ZM95 124V125H96ZM116 124V123H115ZM207 124V123H206ZM9 125V124H8ZM10 125H11V123H10ZM28 125V124H27ZM45 125H46V127L48 128V126L49 125H47L46 123H45ZM54 125H56V124H54ZM73 125H75V123L73 124ZM91 125V124H90ZM116 125H119V124H116ZM115 125V126H116ZM123 125V124H122ZM209 125V124H208ZM225 125V124H224ZM16 126V125H15ZM24 126V125H23ZM30 126V125H29ZM35 126V125H34ZM33 126V127H34ZM59 126V125H58ZM67 126L65 127L66 129H67ZM76 126H78V124H76L75 125V128H76ZM93 126V128H95L96 126H94V124L92 125ZM114 126V125H113ZM112 126V127H113ZM165 126V127H164ZM6 127V126H5ZM8 127V126H7ZM14 127V126H13ZM19 127V126H18ZM24 127H26V126H24ZM28 127V126H27ZM50 127V126H49ZM51 127H53V126H51ZM60 127H63L62 125L60 126ZM59 127V128H60ZM90 127V126H89ZM89 127H86L87 129L89 128ZM209 127V126H208ZM211 127V126H210ZM212 127H214V125L212 126ZM215 127H218L217 125H215ZM214 127V129H216ZM221 127V126H220ZM224 127V126H223ZM261 127V126H260ZM23 128V127H22ZM35 128V127H34ZM55 128V127H54ZM64 128V129H65ZM75 128H74V126H73V130H75ZM79 127H77V129H78ZM97 128V127H96ZM115 127H113V129H114ZM121 128V127H120ZM122 128L124 129V127L122 126ZM121 128V129H122ZM125 128V129H126ZM205 128V127H204ZM6 129H9V128H6ZM6 129H5V131H6ZM16 129H18V128H16ZM29 129V128H28ZM28 129H26V130H28ZM30 129H31V127H30ZM30 129H29V131H30ZM37 129V128H36ZM69 129V128H68ZM76 129V130H77ZM82 129V128H81ZM80 128H79V130H81ZM85 129V128H84ZM84 129H83V131H84ZM86 129V130H87ZM223 129V128H222ZM234 129V128H233ZM263 129V128H262ZM19 130V129H18ZM21 130H23V129H21ZM25 130V129H24ZM23 130V131H24ZM33 130L31 129V132H33ZM57 130V129H56ZM70 131L72 130V126H71V128L69 129ZM68 130V131H69ZM71 131V132H73V133H71L72 135L74 134V133H76L77 135H75V137L72 139L71 137V139L73 140V141H75V139H76V141H78L79 140V138L78 137H81V140H83L82 142L84 143L85 142V140H86V137H91V136H89L91 133H90V131L88 130V131H86L85 133L84 132H81L82 134H80V131H79V134L81 135H79L78 136V132L76 131ZM95 130V129H94ZM93 130V131H94ZM97 130V129H96ZM195 130H194V132H195ZM3 132V133H6V132ZM12 131H15V133H16V130H15V128H13L12 129ZM11 130H10V132L9 133H11L12 132ZM37 131H38V129H37ZM52 131V130H51ZM55 130H53L52 131V133H55L54 132ZM62 131H63V129H62ZM61 131V132H62ZM65 131V130H64ZM67 131V132H68ZM92 131V130H91ZM100 131V132H99ZM126 130H124V132H126V133H129V132H127ZM208 131V130H207ZM221 129L220 128H218L217 130H216V132H215V134H213V135H210V138H209V135H208V133H207V135L208 136H206V134H205V136L207 137V138H205V136H204V140H202L201 141V143L204 145V147L203 148H205V150H208V148H212L211 146H213V147H215V145H218V144H221V142H222V136L220 135L221 134ZM258 131V130H257ZM263 131V130H262ZM22 132V131H21ZM24 132H26V131H24ZM28 132V131H27ZM26 132V133H27ZM56 132H58V131H56ZM60 132V131H59ZM59 132H58V134H59ZM66 132V131H65ZM65 132H64V134H65ZM115 132V133H114ZM118 132V133H119ZM193 132V133H194ZM199 132V131H198ZM197 132V133H198ZM203 132V131H202ZM232 132V131H231ZM13 133V132H12ZM23 133V132H22ZM22 133H21V135H22ZM30 132H28V135L27 136H25L24 134V136L26 137V139L28 138V137H31L30 136V134H29ZM38 133V132H37ZM69 133V132H68ZM223 133V132H222ZM1 134V133H0ZM61 134V133H60ZM63 134V133H62ZM63 134V136H66V135H64ZM210 134H212V132H210ZM239 134V133H238ZM6 135H8V134H6ZM13 135V134H12ZM70 135V134H69ZM194 135V134H193ZM232 135H233V133H232ZM236 136H234V137H229V135H228V137H229V140H231L230 142H232V143H234V145L235 144H237V145H239L242 141L240 140L241 138H240V136L242 135H240V136H238L237 134H235ZM254 135H256V134H254ZM259 135V134H258ZM5 136V135H4ZM10 136V135H9ZM46 136H44V137H46ZM54 136V135H53ZM53 136H51V137H53ZM71 136V135H70ZM76 136H78V137H76ZM196 136V135H195ZM201 136V135H200ZM203 136V135H202ZM212 136V137H211ZM239 138H238V137ZM260 136V135H259ZM263 136V135H262ZM261 136V137H262ZM13 137V136H12ZM36 137V136H35ZM50 137V138H51ZM57 137H59V136H57ZM60 137H61V135H60ZM224 137V136H223ZM227 137V138H228ZM256 137V136H255ZM4 138V137H3ZM2 138V139H3ZM24 138V137H23ZM54 138V137H53ZM53 138H51V139H53ZM56 138V137H55ZM54 138V139H55ZM66 138V137H65ZM196 138V137H195ZM200 138H202L203 139V137H199V139ZM225 138H226V136H225ZM260 138V137H259ZM49 139V138H48ZM47 139V140H48ZM54 139H53V141H54ZM58 139V138H57ZM63 139H64V137H63ZM70 139V141L69 142H71L72 140ZM87 139H89V138H87ZM14 140V139H13ZM62 140V139H61ZM69 140V139H68ZM193 140V139H192ZM242 140H243V138H242ZM245 140V139H244ZM247 140V139H246ZM249 140V139H248ZM247 140V141H248ZM55 141L57 142V140L55 139ZM54 141V142H55ZM59 141V140H58ZM65 141V140H64ZM63 141V142H64ZM72 141V142H73ZM3 142V141H2ZM66 142H68V141H66ZM71 142V143H72ZM229 142V143H230ZM246 142V141H245ZM1 143V142H0ZM61 143V142H60ZM60 143H58V144H60ZM70 143V144H71ZM82 143V144H83ZM223 143V142H222ZM229 143H226V144H229ZM231 143V144H232ZM251 143V142H250ZM65 144V142L64 143H62V145H64ZM66 144H69V143H66ZM69 144V146L71 147V145L73 144H71L70 145ZM74 144H75V142H74ZM73 144V147L75 146ZM79 144H81V143H79ZM81 144V145H82ZM86 144V143H85ZM110 144H114V145H117L116 147H125V146H128V148H131V150L129 149V150H127L126 149V152H124L123 154H125V156H126V153H127V151L130 153V151L132 152V148L134 149L135 148V150L134 151H136L137 153H136V155H138L137 157H140L141 158V163L137 166V170L139 171L138 173H139V178H138V180H137V182L135 183V181H133L134 182V184L133 185H131V183L130 184H128V185H130V188H127V189H129L130 190V192H128L130 195H127V197H126V195H125V198H126V200L124 201H122V198H121V201H119L122 205H123V202H124V208H122L123 206H121V204L119 205L120 206V208L118 207V205L117 206H115V208H113V206L115 205V204H113V206H112V209H111V207L108 209V208H106V207H104L105 205V197H104V193H107V192H112V190H111V188H113V192L112 193H114V186H116V185H114V182H115V180H114V182H111L110 183V181L109 182H107V180L106 181H104V179H101V177L103 176L102 174H101V172H100V175H99V172L96 170V167L98 166V160L99 159H101L100 158V155L101 154H103V153H101V152H103V150L105 149V151H107L108 152V150H106V148H108V147H106L107 145H110ZM192 144V143H191ZM255 144V143H254ZM84 145V144H83ZM185 145V144H184ZM202 145V146H203ZM222 145V144H221ZM220 145V146H221ZM241 145H242V143H241ZM244 145H245V143H244ZM247 145V144H246ZM253 145V144H252ZM64 146H66V145H64ZM64 146H57V147H64ZM80 146V145H79ZM111 146V145H110ZM113 146V145H112ZM132 146V147H131ZM189 145H187V147H188ZM219 146V147H220ZM227 146V145H226ZM228 146H230V144L228 145ZM240 146V145H239ZM238 146V147H239ZM57 147H55V148H57ZM83 147V146H82ZM118 147V148H119ZM231 147V146H230ZM249 147H250V145H249ZM65 148H67V147H65ZM65 148H60V150H62V149H65ZM72 148V147H71ZM75 148V147H74ZM83 148H85V147H83ZM109 148H111V147H109ZM108 148V149H109ZM113 148V147H112ZM125 148H127V147H125ZM224 148V147H223ZM223 148H222V150H223ZM226 148V147H225ZM224 148V149H225ZM229 148V147H228ZM59 149V148H58ZM70 148H68V150H69ZM146 149H148V150H146ZM189 149H191L190 147H189ZM214 149V148H213ZM231 149V148H230ZM66 150V149H65ZM71 150H73V149H70V151ZM89 150V149H88ZM115 150V149H114ZM116 150H118V149H116ZM120 150V149H119ZM118 150V151H119ZM122 150H125V149H123L122 148ZM221 150V149H220ZM222 150H221V152H222ZM226 150H228V149H226ZM53 151L55 152V153H53ZM63 151V150H62ZM92 151H91V153H92ZM104 151V152H105ZM109 151H111L110 149H109ZM112 151H113V149H112ZM118 151H115L116 153H119ZM121 151V150H120ZM147 151V152H146ZM250 151V150H249ZM260 151V150H259ZM69 152V151H68ZM68 152H66L67 153V155H68ZM71 152V153H72ZM77 152V153H78ZM107 152L105 153V154H107ZM114 152V153H115ZM215 152V151H214ZM251 152V151H250ZM249 152V153H250ZM59 153V152H58ZM63 153V152H62ZM66 153H63V155L64 154H66ZM70 153V152H69ZM70 153V154H71ZM121 153V152H120ZM129 153H127L128 155H129ZM207 153V152H206ZM60 154V153H59ZM122 154V155H123ZM131 155H133L132 153H130ZM210 154V153H209ZM244 154V153H243ZM61 155V154H60ZM108 155H110V152H108ZM107 155V156H108ZM112 155H114V154H112L111 153V155L110 156H112ZM116 155V154H115ZM114 155V156H115ZM121 155V156H122ZM134 155H135V152H134ZM239 155V154H238ZM89 156H93V154L91 155L90 153H89ZM116 156H118L119 157V155H116ZM120 156V157H121ZM165 156H166V158H165ZM205 156V155H204ZM240 156V155H239ZM244 156V155H243ZM64 158H66L65 156H63ZM63 157H61L60 159H57V160H61ZM101 157H103V156H101ZM122 157H124V156H122ZM128 157V156H127ZM126 157V158H127ZM132 157V156H131ZM135 157V156H134ZM242 157V156H241ZM106 158V157H105ZM125 158V157H124ZM125 158V159H126ZM165 158V159H164ZM184 158V157H183ZM183 158H181V159H183ZM239 158V157H238ZM164 159V160H163ZM191 159V158H190ZM195 159V158H194ZM198 159V158H197ZM67 160V159H66ZM89 160V161H88ZM103 160V159H102ZM102 160H101V162H102ZM128 158H127V162H128ZM137 160H139V158L137 159ZM136 160V161H137ZM259 160H262V159H259ZM62 161V160H61ZM68 161H70V160H68ZM100 161V160H99ZM105 161V160H104ZM136 161H132V162H136ZM180 161V160H179ZM186 161H187V159H186ZM188 161H189V159H188ZM192 161H193V159H192ZM197 161V160H196ZM264 161V160H263ZM62 162H64V161H62ZM86 162H87V164H86ZM100 162V163H101ZM129 162H131L130 160H129ZM128 162V165H130V163ZM131 162V163H132ZM156 162H160L158 165L156 164ZM183 162V161H182ZM258 162V161H257ZM260 162V161H259ZM258 162V163H259ZM60 163V162H59ZM65 163H66V161H65ZM138 163H139V161H138ZM137 163V164H138ZM257 163V164H258ZM63 164V163H62ZM62 164H61V166H62ZM104 164V163H103ZM229 164V163H228ZM263 164V163H262ZM66 165V164H65ZM64 165V166H65ZM71 165V164H70ZM69 165V166H70ZM78 165L80 166V164L78 163ZM82 165V164H81ZM102 165V164H101ZM100 165V166H101ZM106 165V164H105ZM189 165V164H188ZM253 165V164H252ZM264 165V164H263ZM76 166V168L77 167H79V166H77V165H75ZM109 166V165H108ZM107 166V167H108ZM131 166V165H130ZM133 166H136V164L134 165L133 164ZM177 166H179L180 167V165L178 164ZM230 166V165H229ZM63 167V166H62ZM73 167H74V165H73ZM99 167V166H98ZM106 167V168H107ZM128 167V166H127ZM185 166H183V168H184ZM196 167V166H195ZM262 167V165L259 167V168H261ZM64 168H66V169H68L69 167L67 166H65ZM63 168V171L65 170ZM174 168V167H173ZM172 168V169H173ZM182 168V167H181ZM182 168V169H183ZM187 168V167H186ZM228 168V167H227ZM230 168V167H229ZM228 168V169H229ZM69 169H72V165H71V168H69ZM68 169V170H69ZM100 169V168H99ZM101 169H103V167L101 168ZM109 169V168H108ZM126 169V168H125ZM128 169H130V168H127L125 171H127ZM131 169H132V167H131ZM130 169V170H131ZM185 169V168H184ZM190 169H192V168H190ZM258 169V168H257ZM256 169V170H257ZM104 170H105V168H104ZM180 169L179 168H176L175 170H174V172H176V171H179ZM187 170H189V169H187ZM253 170L255 171V169H254V167H253ZM72 171V170H71ZM70 170H69V172H71ZM74 171L75 170H73L72 172L74 173ZM77 171H78V169H77ZM125 171L124 172H122V173H125ZM170 170H168V172H169ZM171 171H173V170H171ZM190 171V170H189ZM252 171V170H251ZM250 171V172H251ZM253 171V173H255ZM261 171H264V170H261ZM64 172H68L67 170L66 171H64ZM71 172V173H72ZM117 172V171H116ZM115 172V173H116ZM131 172V171H130ZM183 172V171H182ZM185 172H187V171H185ZM184 172V173H185ZM108 173H110V171L108 172ZM118 173V172H117ZM128 173V174H127ZM190 173V172H189ZM67 174V173H66ZM68 174H70V173H68ZM111 174V173H110ZM159 174V175H160ZM179 174V173H178ZM262 174H263V172H262ZM262 174H260V175H262ZM102 175V176H101ZM104 175H105V173H104ZM112 175V174H111ZM115 175V174H114ZM126 175H129V170L126 172ZM153 176L154 178H152V180H158V179H156V178H158L159 177V180H161L160 178V176ZM163 175H165V174H163ZM163 175H161L162 177H163ZM167 175L168 174H166L165 175V177H164V179L163 180H165V179H167ZM182 176H183V174H181ZM247 175V174H246ZM249 175V174H248ZM259 175V174H258ZM68 176V175H67ZM130 176V175H129ZM243 176V175H242ZM255 176V175H254ZM253 175H252V178L254 177ZM103 177H105V176H103ZM127 177V176H126ZM148 177V178H149ZM247 177V176H246ZM149 178V181L151 180ZM179 178H180V176H179ZM189 178V177H188ZM251 178V177H250ZM182 179V178H181ZM237 179V178H236ZM242 179V178H241ZM102 180L104 181V183L102 182ZM128 180H130V179H128ZM190 180V179H189ZM196 180H198V179H196ZM131 181V180H130ZM155 181V182H156ZM167 181V180H166ZM178 181V180H177ZM200 181V180H199ZM232 181V180H231ZM245 181V180H244ZM243 181V182H244ZM246 181H247V179H246ZM249 181V180H248ZM251 181V180H250ZM262 181V180H261ZM108 184H107V183ZM155 182H154V187L153 186H151V187H153V192H155L156 190H154V188H155ZM161 182V181H160ZM181 182V181H180ZM183 182H185V180H183ZM252 182V181H251ZM256 182V181H255ZM127 183H128V181H127ZM126 183V184H127ZM162 183V182H161ZM188 183V182H187ZM190 183V182H189ZM109 184H111L113 187H111V185H109ZM116 184V183H115ZM125 184V183H124ZM150 184V185H149ZM164 184V183H163ZM166 184V183H165ZM197 184V183H196ZM239 184V183H238ZM241 184V183H240ZM162 185V184H161ZM185 185H187L186 183H185ZM200 185H201V183H200ZM257 185H259V183L257 184ZM256 185V186H257ZM260 185H261V183H260ZM157 182H156V188L155 189H157ZM159 186H160V183H159ZM214 186H216V185H214ZM221 186V185H220ZM220 186H218V188L220 187ZM223 186V185H222ZM255 186V187H256ZM263 186V185H262ZM111 187V188H110ZM117 187H119V186H117ZM116 187V188H117ZM123 187H125V186H123ZM127 187H129V186H127ZM163 187V186H162ZM201 187V186H200ZM205 187V186H204ZM237 187V186H236ZM243 187V186H242ZM254 187V188H255ZM258 187V186H257ZM256 187V188H257ZM161 188V187H160ZM160 188H159V190H160ZM221 188V187H220ZM226 188V187H225ZM229 188V187H228ZM233 188V187H232ZM249 188V187H248ZM251 188V187H250ZM256 188L254 189V191L256 190ZM258 188H260V187H258ZM257 188V189H258ZM119 189H122V188H119ZM119 189H117L118 191H119ZM126 189V188H125ZM180 189V188H179ZM185 189V188H184ZM183 189V190H184ZM199 189V188H198ZM200 189H202V188H200ZM199 189V191H198V193L197 194H199L200 195V190ZM206 189V188H205ZM204 189V190H205ZM231 189V188H230ZM264 189V188H263ZM116 190V189H115ZM123 190H124V188H123ZM146 190H148V189H146ZM190 190V189H189ZM194 191H195V188L193 189ZM207 190V189H206ZM213 190V189H212ZM216 190V189H215ZM218 190V189H217ZM221 190H222V188H221ZM226 190V189H225ZM228 190V189H227ZM236 190H238V189H236ZM125 191V190H124ZM128 191V190H127ZM150 191H151V189H150ZM163 191H164V189H163ZM176 191V190H175ZM182 191V190H181ZM188 191V190H187ZM242 191V190H241ZM246 191V190H245ZM248 191V190H247ZM250 191V190H249ZM253 191V190H252ZM258 191V190H257ZM256 191V192H257ZM68 192H70V194L69 195H65L64 193H68ZM116 192V191H115ZM119 192H121V191H119ZM144 192L147 194V191H145L144 190ZM143 192V194H145ZM158 192V191H157ZM160 192V191H159ZM196 192H197V190H196ZM202 193H203V191H201ZM219 192V191H218ZM217 192V193H218ZM111 193V194H112ZM117 193V192H116ZM151 193V192H150ZM149 193V190H148V195L150 194ZM156 193V192H155ZM162 193V192H161ZM189 193V192H188ZM207 193V192H206ZM221 193V192H220ZM226 193V192H225ZM229 193V192H228ZM247 193V192H246ZM252 193V192H251ZM259 193H260V191H259ZM258 193V194H259ZM264 193V192H263ZM44 194L46 195V197L44 196ZM57 195V196H61V195H65V196H68L69 198H65V199H62V201L59 203V202H57L56 200L58 199L57 197H56V199H55V196L54 195ZM142 194V195H143ZM146 194H145V196H146ZM152 194H154V193H152ZM183 194V193H182ZM187 194V193H186ZM190 195L192 194V193H189ZM204 194V193H203ZM244 194V193H243ZM255 194H257V193H255ZM254 194V195H255ZM262 194V193H261ZM53 195V196H52ZM114 195H115V193H114ZM113 195V196H114ZM121 195V194H120ZM147 195V196H148ZM151 195V194H150ZM156 195H158V194H155V196ZM181 195V194H180ZM193 195V194H192ZM202 195V194H201ZM200 195V196H201ZM205 195V194H204ZM211 195H213L212 193H211ZM214 195H217V194H214ZM219 195V194H218ZM225 195V194H224ZM223 195V196H224ZM124 196V195H123ZM144 196V195H143ZM154 196V195H153ZM184 196V195H183ZM194 196V195H193ZM210 196V195H209ZM220 196V195H219ZM229 196V195H228ZM245 196V195H244ZM243 196V197H244ZM249 196V195H248ZM259 196H260V194H259ZM45 197V198H44ZM52 197H54V198H52ZM130 197V198H129ZM150 197V196H149ZM152 197V196H151ZM181 197V196H180ZM190 197V196H189ZM192 197V196H191ZM202 197H203V195H202ZM201 197V198H202ZM204 197H206V196H204ZM254 197V196H253ZM264 197V196H263ZM148 198V197H147ZM164 198V197H163ZM193 198V197H192ZM211 198V197H210ZM229 198V197H228ZM232 198V197H231ZM247 198V197H246ZM262 198V197H261ZM260 198V199H261ZM116 199V198H115ZM142 199H143V197H142ZM150 199V198H149ZM155 199V198H154ZM153 199V200H154ZM174 199V198H173ZM177 199H178V197H177ZM182 199V197L180 198V200ZM186 199V198H185ZM190 199V198H189ZM189 199H188V203H189V206L193 203L195 206L194 207H196L198 204L200 205L201 203H202V200L201 199H199L201 202H199L198 204H197V202H196V204L194 203L195 202V200L196 201H199L197 198H193L192 200H194V201H192L191 199V204H190V202H189ZM204 199V198H203ZM209 199V198H208ZM241 199V198H240ZM254 199H256V198H254ZM58 200H61V198H59ZM117 200H119V199H117ZM117 200H116V202H117ZM133 200V199H132ZM134 200H136V199H134ZM133 200V201H134ZM140 201V199H137L136 200V203H138L137 201ZM153 200H150L151 202L150 203H152V201ZM156 201L158 200V197L156 196V199H155ZM164 200V199H163ZM162 200V201H163ZM166 200H167V198H166ZM179 200V201H180ZM214 200V199H213ZM219 200V199H218ZM55 201L58 203V206H56L57 205V203L55 204ZM155 201V202H156ZM173 201V200H172ZM174 201H175V199H174ZM182 201V200H181ZM180 201V202H181ZM185 201V200H184ZM206 201V200H205ZM204 201V202H205ZM209 201V200H208ZM212 201V200H211ZM223 201V200H222ZM258 201H260L259 199H258ZM264 201V200H263ZM165 202V201H164ZM168 202V201H167ZM178 202V201H177ZM176 202V203H177ZM255 202H257L256 200H255ZM114 203V202H113ZM163 203V202H162ZM174 203V202H173ZM175 203V204H176ZM181 203H184L183 201L181 202ZM231 203V202H230ZM253 203V202H252ZM260 203H261V207H262V203L264 204V202H262V201H260ZM153 204V203H152ZM180 204V203H179ZM178 204V205H179ZM193 204L190 206V208L193 206ZM241 204V203H240ZM239 204V205H240ZM204 205V204H203ZM214 205V204H213ZM106 206H108V205H106ZM182 206V205H181ZM200 206H202V205H200ZM207 206V205H206ZM116 207L119 209H116ZM131 207V206H130ZM129 207V208H130ZM133 207V206H132ZM159 207V206H158ZM164 207V206H163ZM186 207H187V205H186ZM211 207V206H210ZM215 207V206H214ZM220 207V203H219V206H218V208ZM248 207V206H247ZM160 208V207H159ZM187 208H189V207H187ZM189 208V209H190ZM197 208V207H196ZM195 208V209H196ZM249 208V207H248ZM161 209V208H160ZM235 209H237V208H235ZM192 210H193V208H192ZM219 210V209H218ZM220 210H222V209H220ZM264 210V209H263ZM262 210V211H263ZM60 211L62 212H64V215L63 216H58V215H60L59 213H60ZM191 211V210H190ZM235 211H237V210H235ZM256 211L258 212V210L256 209ZM137 212V211H136ZM261 212V211H260ZM259 212V213H260ZM142 213V212H141ZM140 213V214H141ZM161 213V212H160ZM235 213V212H234ZM233 213V214H234ZM258 213V214H259ZM134 214V213H133ZM138 215L140 218H141V216L142 215ZM253 214V213H252ZM252 214H251V216H252ZM62 215V214H61ZM71 215V216H70ZM73 215V216H72ZM121 216V218H119L118 217V219L119 220H117V222H116V220H115V218L117 217V216ZM124 215V214H123ZM134 215H136V218L138 217L137 216V214H134ZM134 215L133 216H130L129 218H128V223H131V221H133L135 218H134ZM164 215H165V213H164ZM242 215V214H241ZM234 216H236V215H234ZM244 216V215H243ZM248 216V215H247ZM246 216V217H247ZM238 217V215L236 216V218ZM239 217H241V216H239ZM238 217V218H239ZM261 217V216H260ZM134 218V219H133ZM150 218V217H149ZM235 218V219H236ZM238 218H237V220H238ZM142 219V218H141ZM151 219V218H150ZM249 219V218H248ZM135 220H140V219H135ZM151 220H153V219H151ZM159 220V219H158ZM244 220V219H243ZM161 221V220H160ZM218 221V220H217ZM241 221H242V219H241ZM247 221V220H246ZM249 221V220H248ZM261 221V220H260ZM262 221H263V218H262ZM106 222V223H105ZM146 222V221H145ZM144 222V223H145ZM135 222H133V224H134ZM147 223V222H146ZM149 223V222H148ZM240 223V222H239ZM246 223V222H245ZM249 223V222H248ZM260 223V222H259ZM162 224V223H161ZM242 224V223H241ZM247 224V223H246ZM257 224V223H256ZM255 224V225H256ZM143 225V224H142ZM261 225V224H260ZM136 226V225H135ZM134 226V227H135ZM227 226V225H226ZM132 227H133V225H132ZM133 227V228H134ZM137 227V226H136ZM141 227V226H140ZM183 227V226H182ZM118 228V229H117ZM252 228V227H251ZM256 228V227H255ZM119 229H120V232H121V230H122V233H121V235H119ZM130 229V228H129ZM143 229V228H142ZM163 229H165V228H163ZM163 229H162V231H163ZM183 229V228H182ZM256 229H258V228H256ZM264 230V229H263ZM262 230V231H263ZM129 231H131V230H129ZM161 231V232H162ZM169 231V230H168ZM179 231V230H178ZM177 231V233L176 234H179V232ZM229 231H231V230H229ZM260 231V230H259ZM132 232V231H131ZM166 232V231H165ZM164 232V233H165ZM258 232V231H257ZM115 233H117L118 234V236L116 235V237H115ZM129 233V232H128ZM133 233V232H132ZM226 233H227V231H226ZM250 233V232H249ZM259 233V232H258ZM134 234V233H133ZM252 234H253V232H252ZM251 234V235H252ZM112 236V235H114V236H112V239L110 238V239H106L105 237H107L108 238V236ZM127 235H129V234H127ZM135 235H137V234H135ZM142 235V234H141ZM228 235H229V232H228ZM242 234H240V236H241ZM245 235V234H244ZM244 235H242V236H244ZM258 235V234H257ZM256 235V236H257ZM105 236V237H104ZM110 236V237H111ZM139 236V235H138ZM159 236H161V235H159ZM177 236V235H176ZM237 236V235H236ZM241 236V237H242ZM128 237V236H127ZM133 237H134V235H133ZM168 237H170V236H168ZM224 237V236H223ZM228 237V236H227ZM233 236H231V238H232ZM235 237V236H234ZM253 237V236H252ZM105 238V239H104ZM139 238V237H138ZM179 238V235L177 236V239ZM230 238V237H229ZM228 238V239H229ZM236 238V237H235ZM244 238V237H243ZM257 238H258V236H257ZM162 239V238H161ZM160 239V240H161ZM164 239H166L165 237H164ZM174 239V238H173ZM176 239V238H175ZM177 239H176V242H177ZM222 239V238H221ZM225 239V238H224ZM241 239V238H240ZM226 240V239H225ZM231 240V239H230ZM235 240V239H234ZM236 240H238V237H237V239ZM235 240V241H236ZM256 240V239H255ZM91 241H94L95 242V244L94 243H92L94 246H93V248H94V250H92L93 248H89V245H90V242ZM140 241H141V239H140ZM166 241V240H165ZM179 241V240H178ZM232 242L231 243H234L235 241H233V239L231 240ZM239 241V240H238ZM241 241V240H240ZM227 242V241H226ZM259 242V241H258ZM133 243V245L131 246V244ZM136 243H137V246L139 245V241L137 240L136 241ZM135 243V244H136ZM141 243V242H140ZM224 243V242H223ZM236 244H237V241L235 242ZM239 243V242H238ZM162 244V243H161ZM166 244V243H165ZM176 244V243H175ZM226 244V243H225ZM229 244V243H228ZM228 244H226V245H228ZM236 244H234V245H236ZM253 244V241H252V243H251V245ZM254 244H256V243H254ZM117 245H120L119 246V248L117 247ZM146 246H143L141 249L143 250V252L144 253H140L139 254V256L142 254H145L146 253V255L148 254V249H147V244H145ZM160 245V244H159ZM131 246V247H130ZM142 245H140V247H141ZM157 246V245H156ZM163 246H165L164 245V243L162 244V247ZM174 246H177V245H174ZM230 246V245H229ZM256 246V245H255ZM258 246V245H257ZM116 247L118 248V249H116ZM130 247V248H129ZM135 247H136V245H135ZM134 247V248H135ZM158 247H160V246H158ZM180 247V246H179ZM217 247H219V246H217ZM137 248V247H136ZM152 248V247H151ZM169 248V247H168ZM256 248V247H255ZM258 248V247H257ZM89 249L91 250V252L89 251ZM216 249V248H215ZM155 250H157V249H155ZM162 250V248L160 249V251ZM176 250V249H175ZM213 250V249H212ZM240 250V249H239ZM257 250V249H256ZM133 251H135V250H133ZM139 251V250H138ZM151 251V250H150ZM178 251V250H177ZM179 251H180V248H179ZM218 251V249L216 250V252ZM222 251V250H221ZM130 252H131V249H130ZM181 252V251H180ZM257 252V251H256ZM132 253V252H131ZM130 253V254H131ZM164 253H165V251L163 252V251H161V253H160V255L158 256V258L160 259V261H159V259H157L158 260V262L160 263V264H164L165 262H164ZM253 253H255V251L253 252ZM258 253H259V251H258ZM132 255H133V253H132ZM138 255V254H137ZM141 255V256H142ZM214 255H215V252H214ZM135 258H136V254H134L133 255ZM139 256H138V258H139ZM220 256V255H219ZM218 256V257H219ZM221 257H224L223 255L221 256ZM221 257H219L218 258V260L221 258ZM254 257V256H253ZM256 257V256H255ZM140 258H142V257H140ZM140 258H139V260H140ZM258 258V257H257ZM257 258H256V261H257ZM134 259V258H133ZM132 259V260H133ZM221 259H223V258H221ZM136 260V259H135ZM138 260V259H137ZM166 260V259H165ZM215 260H217V258L215 259ZM238 260V259H237ZM261 260V259H260ZM259 260V261H260ZM220 261V260H219ZM222 261H224L226 264H228V262H226L225 261V259L224 260H222ZM124 262V261H123ZM126 262V261H125ZM129 263H133V261L131 262V261H128ZM128 262H126V263H128ZM144 262V261H143ZM143 262L141 261V263L143 264ZM215 262V261H214ZM218 262V261H217ZM216 262V263H217ZM224 262H221L220 261V264H222V263H224ZM242 262V261H241ZM258 262V261H257ZM125 263V264H126ZM224 263V264H225ZM260 263V262H259ZM134 264V263H133ZM229 264H232V263H229Z\"/></svg>",
	"mask_w": 264,
	"mask_h": 264
}]
</instances>
